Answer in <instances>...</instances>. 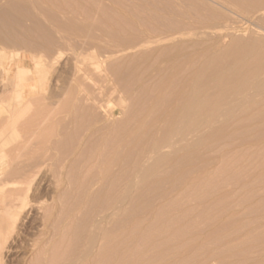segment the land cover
<instances>
[{
    "label": "rangeland",
    "instance_id": "rangeland-1",
    "mask_svg": "<svg viewBox=\"0 0 264 264\" xmlns=\"http://www.w3.org/2000/svg\"><path fill=\"white\" fill-rule=\"evenodd\" d=\"M31 1L32 0H0V84L2 83L5 84L4 90L0 89L1 92L0 101L4 99V101L10 102L11 104H13V106L19 107L20 97L18 96V94H20L24 96V99L28 103L27 112L22 118L19 119V122L17 123L18 131L7 135V140L9 141L8 142L9 145L8 144L6 145L8 147L6 150L8 151L9 149V152L11 153L10 154L11 167H13L14 164L19 162V165L23 164V166H20L21 168L22 167L25 168L28 166L26 169L29 170V168L33 166L34 162L37 163V161L39 160L38 162L40 163L41 161L43 162L45 160L44 162L47 161L46 163L50 165L51 168L50 173H52L53 171L59 170V167L62 166L61 164L62 160H63V165L64 164L66 165L63 167L64 169L62 170L64 174L61 175L62 176L64 175V177L66 175L65 178L69 181L67 180L65 181L64 177L63 179H60L59 176L61 175H59L58 173H60L59 171L61 170H59L58 172H53L54 174L57 173L58 174L57 177H59L58 179L62 181L64 180V183L62 184L61 182V184L59 185L61 187H58L59 191L56 197V201L58 203L57 212H56L57 214L53 216V219L55 220L58 217L56 221L59 220L61 221L57 223L54 220V222L50 223L51 226H49V228L52 227L53 230L55 231L58 229L60 230L63 229V230L61 231L62 233L61 236L58 235V238L56 236L55 238L56 240L50 239L52 240V244H53L52 245L50 243L53 247V252L51 250L52 248L51 247L49 249L51 250V253L50 252L48 253V255L50 254L51 255L47 257L48 261L46 259L48 263L44 261L45 264H50V263L60 264L61 262H62L61 264H68V263L75 264L74 261L76 260V258H77L76 264H88L87 262H89V264L92 263L95 264V262L98 263L99 260L104 262V263L99 262L102 264H106V263L109 264V262L110 264H114V263L117 264L119 263L118 261H121L122 257H123L122 261H124L123 259H125L126 262L124 261L122 263L121 261L120 264H124V263L125 264L126 263L127 264H264V66H261V64L264 65V62L262 63V61H264L263 60L264 59L263 58L264 57V10H263L264 7L261 8L262 6H264V0H256V1L255 0L254 1L253 0H248V1L247 0H241V1L240 0H233V1L232 0H119V1L117 0H77V1L55 0L57 2H55L54 0H43V1L33 0L34 2ZM234 1H239V2H234ZM244 1L246 2L245 4L248 7L250 5L252 6L248 8L247 6H245L244 3L242 4V2ZM247 2L250 4H247ZM252 3L254 4L255 7L253 6ZM33 4L35 6H32ZM37 6L38 7L40 6L42 10ZM75 6L77 9L75 8ZM40 11L42 12V14ZM109 13H111L112 17L110 16ZM120 14L123 15L124 18H122ZM130 14L132 15L131 17ZM128 16L130 17V19ZM23 38H25L26 40ZM246 42L250 45V47L252 46V48H250ZM241 45H243V49H241L242 48ZM244 45L246 46V48ZM246 50L250 52L248 53ZM252 50L254 52H252ZM224 52L229 54L228 56L229 58L227 57L226 59L227 54H225ZM237 52L239 56L237 55ZM241 53L244 55H242ZM173 55L174 57L172 58ZM223 56L225 58H223ZM240 56L242 57L244 62L241 58L240 59L242 61L239 60ZM175 57L176 59H174ZM214 57L216 59L218 58L220 59H218L217 61L214 59ZM236 57L238 58V60ZM247 57L248 58L251 57V58L248 59ZM221 58L225 59V61H223ZM254 58H256V61L254 60ZM230 59H233L234 61L236 60V62H233L231 65H229L230 62L233 61ZM259 59H261V61H258ZM219 60L223 62L219 64V62H221ZM246 60L247 62H245ZM214 61L215 62L217 61L218 65H216V63H213ZM250 61L252 62L250 63ZM253 61H255L254 62L255 66H253ZM93 63L94 64L97 63V65L93 66ZM208 63L210 64V66H208L209 65ZM227 63H229L228 65L232 67H229ZM234 63H236V65H234ZM239 63L241 66H239ZM214 64L216 66H214L212 69L215 70L214 71L215 73L211 71L212 69H208L211 68ZM248 64L250 65L249 67ZM221 65L223 66L221 68L222 70L220 69L219 72L220 75H219L218 74L219 70H216L215 68L219 66L221 67ZM97 67L99 70L98 69L95 70V68ZM204 67H207V69H205ZM256 67L260 69L258 70ZM261 67H263L262 68L263 70H261ZM229 68L232 69L228 71ZM194 69L195 71H193ZM223 69L226 71H223ZM254 69L256 70V72L253 71ZM176 70H179L178 74ZM242 70H244V72ZM199 71L200 73L202 71L204 73L202 72L203 74H200ZM251 71H253L252 73L255 72L254 74L256 75H251L252 74ZM197 72L200 75L199 74L197 75ZM165 73L168 74L166 75ZM192 73L195 74L193 75ZM211 73L216 75L214 76V78L216 79H213V75ZM222 73L223 75H221ZM169 74L173 77V79H175L172 82L170 81L172 80V78ZM209 74L212 76V78H210L211 76ZM226 74H228L227 76H230V74L235 76V78L232 76H230L229 78L232 77V81L234 78L235 82L234 81L233 82L234 84H236V86H234L231 79H229L230 84H228V85L233 84L231 86H234L235 88L234 87L230 88L229 86L228 89V87L226 86V83L227 82L229 83V81L227 80L228 79L227 76L224 77V75ZM237 74L239 77H242V79L241 78L239 79ZM165 75L167 76V79L169 77L170 80H168V82L171 83L170 84L171 87L174 86L172 89H170L171 87L169 83L167 86L166 84L167 82H164L167 80L165 79L166 78ZM197 76L200 77L204 76L203 81H205L206 79L209 83L211 80L212 83H209V85H207L208 84L206 83L207 81L203 82L201 81L202 77L200 78ZM254 76H256L255 77L256 79L251 80L252 78L254 79ZM192 77H194L195 80L199 79L200 82L206 84L202 85V83H197L199 81L193 80ZM248 77L249 78L251 77L250 80ZM129 78L131 81L129 80ZM160 80L163 81L164 83L161 84ZM190 80L193 82H190ZM247 80H249V82L250 81L253 82L252 84L254 86L251 84V82L248 83ZM213 81L218 82V85L215 84L216 85L215 86L213 84L214 83ZM224 82L226 83L224 84ZM244 82L246 84H244ZM258 82L259 84L263 82V84L259 85ZM78 83L81 84L79 85ZM194 84L195 85L200 84L201 86L199 85V87L197 86V88L199 89L201 87L199 90H202L203 93H206L208 97L205 98L204 97L205 94H203L202 92L200 93V91H197L198 94L193 95V96L196 95L198 96L200 94L199 95V97H201L200 100L197 99V96L196 98L193 97L192 94L190 93L192 91L191 89L194 88ZM210 84H213V86ZM183 85L185 87L187 86L186 89L187 88L188 89L186 90L185 87H183ZM222 85L223 86L225 85L226 87L222 88ZM161 86L163 88H161ZM190 86H192V88ZM218 86L219 88L220 87L221 88L220 89L217 88ZM0 87L3 88L2 85ZM143 87L144 89L142 90ZM146 87H148V90H150L151 92L150 91L148 92ZM154 87L155 89L156 87L157 89L160 88L158 89L159 92L158 94L156 93L157 89L155 90ZM178 87H180L181 89ZM85 88L87 89V93H89L90 95L89 94L88 96L86 95L87 93L84 92L86 91ZM177 88L178 91L175 90ZM255 88L256 90L258 88V90L255 91ZM218 89L220 91L222 89L224 92L223 91L215 92V93L213 92V91H219ZM1 90L3 91V93ZM162 90H164L165 92L167 91L165 93L166 97H163L165 96V94H163L164 91ZM169 90L170 92L171 90L173 92L170 93L168 92ZM226 90L227 91L229 90L228 93ZM161 91L163 93H160ZM182 91H184V93ZM209 91H210V96H209ZM233 91L235 92V95ZM142 92L145 96H147L146 98H144V95L141 94ZM80 93L82 96L80 95ZM167 93H169L170 95L169 94L167 95ZM180 93L183 94L180 95ZM213 93L216 98L213 97ZM140 94L143 95V97ZM177 94H179V96ZM228 94L230 95L228 96ZM152 95L153 97H151ZM159 95L165 100L162 101L161 98V101H158L157 103V100H160ZM201 95H203V97ZM240 95L244 97L242 98ZM149 96L153 99L151 98L149 99ZM180 96L181 97L183 96L182 99L184 97L188 99V102L185 103V106L183 105V108L185 109V110L183 109V111H182V107H180L182 105L180 104L186 102V99L185 101L184 99L183 101L182 99L179 100ZM224 96H225V100L223 101L222 98L224 99ZM171 97L172 99H170ZM175 97L177 99H175ZM192 97L194 99H192ZM232 97H236V98L229 99ZM202 98H204L206 102L203 99L204 102L199 104V101H201ZM219 98L221 99V101ZM238 98L240 99V101ZM251 98L252 100H250ZM144 99L147 100L145 101ZM195 99L198 101L197 102L198 104L196 103ZM209 99L212 101V103L210 104L209 102L211 101ZM215 99L218 102H216ZM143 100L144 102H142ZM167 100H169V102ZM170 100L173 103L170 102ZM190 100L191 101L194 100L193 103L196 104L195 106L196 107L198 106V108L195 109L193 108V110L189 109L190 107L194 106V104L190 102ZM207 101L208 104L210 105L209 108H208V104L206 105L203 104V103H207ZM66 102H68L67 105ZM140 102H142V104H140ZM222 102L223 104L221 105L220 103ZM170 103L171 105H173L172 107ZM218 103L220 106L218 105ZM0 104L1 107L5 105V103H1V102ZM144 104L145 107L143 108ZM164 104L165 107H163ZM201 104H203L204 107L202 105V108H200L199 105ZM149 105H151V107ZM177 105H179V107ZM211 106L214 107V109ZM1 107H0V122L1 121L3 122L4 121L3 118H5L6 114L4 115L2 110L3 108ZM222 107L225 112L222 110ZM156 108L161 109L162 111L161 110L160 111L162 113L163 111H165V114L163 113L164 116L163 114H161L159 109L158 112ZM176 108L178 109L176 110ZM229 108H231L232 110H230ZM91 109L93 111H91ZM140 109L143 110L144 113H142ZM145 109L147 111L150 110L151 113L149 111L148 112L149 115H148ZM153 109L154 111L152 114ZM188 109H189L188 113L191 112V114L195 116L198 114L197 117L189 114V117L191 115L190 118L191 121L189 122L190 126L194 127L193 125L197 124V127L195 126L194 130H191L193 128H190L187 131L188 133L184 132L186 128L187 129L189 128V123H188L187 125H184L187 127L186 128L183 127L182 132L176 131L181 135H177V134L174 135L175 131L173 132L170 128L174 127L178 123L173 124L175 122L173 120H176L178 118L179 120L177 119L178 121L176 120V122H179L180 121V118L178 117L180 116L179 112L181 111L182 112L181 116H183V112L185 111L184 114L187 113L186 110ZM220 109L222 110L223 113L221 112ZM73 110L74 112H72ZM167 110L172 112H168ZM218 110L221 113L218 112ZM226 110H228L230 114ZM155 111H157V113L160 115L158 116V114ZM87 112L89 113L91 112V114ZM178 113L179 115H177ZM108 114H111L109 115L110 117L106 119L108 121L102 120L105 119L102 117H108ZM143 114L145 117L143 116ZM154 114H156V116L159 117V118L156 117L157 122L155 120ZM174 114H176L177 116L175 115L176 116L175 117ZM215 114L218 116V119ZM75 115L76 116L79 115V117L78 116L75 117ZM200 115L202 117H200ZM210 115H212L211 116L212 118L214 117L213 119L216 118L215 120L217 121L212 120ZM225 115L227 116L225 117ZM141 116L143 118H141ZM146 116H148L149 118L147 117L146 119ZM222 116L224 119L227 118V120L226 119L223 120ZM207 117H209L210 124L208 122ZM151 118H152V122H151ZM87 119H89L88 120L89 122H86ZM192 120L195 121L191 123ZM165 121L168 122V124H166ZM203 121H205L204 123L206 125L202 123ZM110 122L112 124H110ZM212 122H214V124H212ZM117 123L118 126H116ZM154 123L156 124L158 123V124L156 125ZM86 124L89 125L86 126ZM105 124L106 126H104ZM200 124L203 125L201 126ZM83 125L85 126L83 129L84 131L81 129L83 127H80ZM100 125L101 127L103 128L105 127V128L104 129L100 128ZM109 125L110 126L112 125L113 128L109 127ZM164 125L166 126V128H164L165 127ZM168 125L171 127H169ZM90 126L93 127V129ZM121 126H122V131L120 129ZM135 126L136 127L139 126L138 129H140V131L138 130L136 132L137 128ZM77 127H80V129ZM86 127L87 129L90 130L85 129ZM98 127L103 131L102 130L99 131L100 129ZM131 127L132 128L135 127L136 129L134 130ZM208 127L209 129H207ZM215 127L216 128L219 127V128L215 129ZM48 128H50V131L52 132H49ZM112 129L114 130L116 129L118 132L120 131L119 132L120 135H118V132L116 130L114 131ZM167 129L171 130V132L168 131ZM210 129L217 130L216 132L214 130L215 135L213 134V131H211ZM75 130L78 131L75 132ZM85 130L90 131L91 133L88 132L87 134ZM163 130H165V133ZM40 131L43 135H41ZM113 131L116 132V135H113L114 134ZM220 131L223 134L220 133ZM61 132L63 133L62 137L60 136ZM108 132L113 137L108 135ZM126 132L127 133L129 132L130 134L128 133L127 135ZM139 132L141 133V135H139L140 134ZM166 132L168 133V136L165 135ZM17 134L18 137L16 136ZM39 134L41 136H39ZM136 134L138 136H136ZM182 134H184L185 136ZM216 134H221L222 136L221 135L216 136ZM86 135H88V137ZM90 135L92 136V138ZM96 135H98L97 138H94L96 137ZM121 135L122 136L124 135L123 137L124 138L126 137L128 139V142H129V136L131 135L130 138L134 139L133 141H135L136 143L134 142L131 143L132 140L129 143H131L134 146H131V144L127 143V141H125L127 139L126 138L124 139ZM161 135L162 136L164 135L165 137L163 138ZM44 136L46 137L48 136V138L45 137L46 139H44L42 142L41 139H43ZM69 136L71 142L67 138ZM99 136H101V138H99ZM15 137H17V140ZM58 137L60 138V140H58L59 139ZM76 137L80 139L78 140ZM114 137L117 140L116 139L114 140ZM155 137L159 139V142ZM62 138L64 140L66 139L65 142L67 143L69 141V143L64 144V140ZM84 138H85V142L87 139H89L86 142V144L84 143ZM49 139L50 141H52L51 142L52 145L50 144ZM151 139L153 141L155 139L157 141V142L154 141L156 144L163 143L162 147L161 145H159L160 146L159 148L161 150L157 148L158 147L157 145H154L155 143L153 144ZM168 139L170 140V142ZM96 140L97 141L99 140L101 144ZM121 140L122 141L124 140L123 141L124 144L122 142L123 146L120 144ZM106 142H108V144H106ZM109 142H113V143L111 144ZM19 143H21L20 146L23 143L24 144L23 147L21 146L22 149L21 150L19 149L20 150L19 152L15 151L17 155H19V157L21 158L20 160L17 159L18 157H16V159L18 160L17 162L13 159L15 156H17L16 153L14 152V150L13 151L10 150H12L13 147L19 146ZM57 143H62V144H57ZM71 143L72 144L75 143V145H72ZM90 143L92 144L90 145ZM95 143H97V146L98 145L99 146L94 147L96 145ZM125 143H127V145H125ZM39 144H41L42 146ZM104 144L105 146H103ZM113 144L115 146L119 144L120 145V146L118 145L119 149L122 147L124 148L125 151L123 149H120L122 152L120 150L119 152L116 151L117 153L114 156V158L116 159H114L115 161L114 160L112 161V165H111L113 168L110 167L111 169H113L112 170L113 172L111 171L112 174L114 173L113 176H111L112 174L110 172L111 175L109 176L111 177L109 178V180L108 178H106V180L108 181L103 180L102 181L104 182L103 184L100 182L102 185H100V183H98L99 184L98 186L95 185L93 191H95L96 189V192H93L91 189H88V187H86L89 186L86 183L92 181L93 177L98 176L97 170L100 167V164H102L103 161H105L106 158L104 159V157L112 156V154H110L109 156L106 155L109 154L108 150L110 146L111 147L114 146ZM11 146L12 148H10ZM90 146L92 149L95 148L94 151L95 150L98 151L96 148H98L100 151L94 152L95 155L94 154L91 155V152L93 150L90 149ZM106 146H108L109 148ZM124 146L126 147V149ZM44 147L46 148L49 147V149L48 148L45 149ZM69 147L70 149H72L73 153L71 150L69 152ZM105 147L108 149H106ZM66 148H68V150ZM86 148L87 150L90 151H86ZM55 149H57V151ZM112 149H115V147H112L110 150ZM127 149H129L128 150V152L130 151L129 153L127 152ZM61 150H64L62 151L63 154L60 152ZM134 150L135 153L133 152ZM35 151L36 153H34ZM45 151L47 153H45ZM39 152L41 154H37ZM59 153H61L62 155L60 154L59 156L58 155ZM123 153L124 155H122ZM52 154L55 156H52ZM86 154H90L89 157L91 158L93 156L92 160H94L95 163L92 160H90V158ZM99 154H102L100 155L101 157H99ZM117 154L120 155L121 158L120 156L116 157ZM130 155L132 156L130 157ZM43 156L45 157L47 156L46 157L47 160L46 158H43ZM49 156L52 158L51 160L48 158ZM94 156H96L97 159L96 158L94 159ZM59 157H61L60 160H57V158L59 159ZM77 157L79 159H77ZM22 158L25 159L22 161ZM26 158L29 162L26 160ZM29 158L32 164H30ZM54 158L58 162L60 161V163H56V161H54L55 160ZM88 158H89V162H88ZM125 158L127 159L125 160ZM98 159H99V163L97 162ZM12 160L15 161V163L12 162ZM85 160H87L86 163L88 162V164H91L90 161H92V164L89 167H92L93 170L89 168L88 171V167H87L88 164L85 163ZM101 160L102 163H100ZM21 161L22 163H20ZM117 161L118 162L120 161L122 163H119L118 165ZM126 161L129 162V163L127 162L129 167H127V165L121 166V164L123 163L125 164ZM136 161L137 162L139 161L138 164L136 163ZM27 162L30 166L31 165L32 166L29 167V165H27ZM70 162L73 164V166ZM116 162L117 164H115L114 167L113 164ZM160 162H161V166L159 164ZM157 163L159 164V166L157 165ZM58 164L61 165L59 166ZM16 165L17 166L14 167H18V169H20L18 164ZM34 165L37 164L34 163ZM152 165L155 168L154 167L151 168ZM67 166L69 168L71 166V168L69 169ZM74 166H76L78 169ZM116 166H119L118 168L119 170L117 169ZM122 167H126V168L124 169ZM134 167H136L137 169ZM81 168L83 170L80 171ZM15 169L12 168V170ZM20 170L19 171L15 170L17 176L20 175L19 172H23L22 170L21 171ZM125 170L129 171L128 173H130L132 177L129 176L130 174H127V171ZM148 170H150L151 172L147 173ZM80 173L81 174L84 173V174L81 175ZM87 173L89 174V176L92 175V177L89 178L88 175H87L88 178L85 177ZM115 173L120 175L116 177L117 174ZM126 174L127 177L125 176ZM48 175L46 176L48 177ZM75 176L76 178L78 177L77 180L75 179ZM81 176L82 177L84 176L83 179L81 178ZM120 176L122 178H120ZM70 177L71 180L69 179ZM80 178L82 180H84L85 178L86 182H83ZM111 178H113L112 180L114 179L115 180L112 182L110 180ZM123 178L124 179L126 178L125 182ZM134 178L136 179L134 180ZM87 179L89 180V182ZM117 180L123 183L120 184V182H118ZM109 181H111L112 183L111 182L109 183ZM114 182H118L120 186L117 183H116L117 185L116 184L114 185ZM79 183L80 184L82 183L81 184L82 186L81 185L79 186ZM105 183L106 186L104 185ZM67 184H69V186ZM125 184L128 185L126 186ZM113 186H115L116 188L118 186L119 189L118 188L116 189ZM84 187L85 190H83ZM106 187H108V189H106ZM113 189L114 191L112 193ZM89 190L91 192H89ZM99 190L100 192L101 191L102 192L100 193ZM106 190H111V191L106 192ZM123 191L124 193H121ZM134 191L136 192L134 193ZM105 192L108 193V195H104ZM109 192L111 193V195H109L110 194ZM80 193H82V195ZM123 195H125L126 197ZM67 196L69 197V201ZM82 196L84 197V199L86 198L85 200L91 197L89 200H87L90 201L91 203L89 204V202L86 201L87 204H85L86 203L85 200L84 199L81 200V198H83ZM95 197L97 198L95 199ZM111 197L113 198L111 199ZM134 197L136 198L138 197V199L134 200L135 202L137 201L136 204L132 200L134 199ZM60 198L63 200L61 201ZM102 198L104 203L103 201H101ZM110 199L112 202H110ZM118 199L120 200V204L117 207L116 203ZM93 200L95 203L93 202ZM99 201H101V204ZM131 201L133 203H131ZM46 202L49 203V200ZM61 202H63L62 203L63 205L60 204ZM98 202L100 205L97 204ZM47 203H45V205L48 207ZM93 203L96 205H94ZM105 203L106 204L109 203V204L106 205ZM78 204H80L81 206ZM132 204L133 205L135 204L136 207L132 206ZM87 205L89 207L91 206L90 207L91 209ZM83 206L87 207L85 208L86 213L87 210L91 211L87 213V216H85L86 214ZM80 207L81 209L79 210ZM114 207L119 208V210L121 207V210L125 211L124 217H123L124 211L118 210L117 212V209H115ZM96 208L98 212L97 210H94ZM102 208L105 210H102ZM106 208H108V211H106ZM92 209L94 212L92 211ZM48 210L50 211V209L47 208V212H46L47 214H48ZM112 210L114 212H112ZM131 210L133 211V213L136 214L134 215ZM66 212L67 214L69 213V215H67L68 216L67 218H65ZM101 212L103 214H101ZM106 212H108L109 214ZM72 213H75L74 215L76 217ZM104 213L108 216L105 215L106 216L105 217ZM111 213H113V215L115 214L116 216L115 215L113 216ZM93 214L94 215L96 214L94 218H93ZM119 214L120 216L122 215L121 217L123 218L122 220L123 222L121 221L122 218L119 219L120 218ZM60 215L61 217H59ZM109 215L111 216L109 217ZM88 216L89 218H87L86 221V217ZM103 216L105 217L104 218L105 221L101 220L103 219ZM129 216L131 217L132 222L130 221ZM98 218L101 220L100 225H98L99 224ZM63 219L66 222H64ZM111 219H113V221ZM109 220L112 221V223H110ZM134 221L137 222V224ZM96 222L98 223L96 224ZM127 222L129 223L131 222V223L129 224ZM68 223L69 225L70 224L71 225L69 226ZM118 223L120 224L118 225ZM123 223L125 227H123ZM125 223L128 228L126 227ZM52 224L55 228L52 226ZM108 224L110 227L108 226ZM63 226L65 227L67 226V227L63 228ZM133 226H135L134 228L136 229L137 227L139 228V232L137 231L138 233L136 232V229L135 230L133 229ZM56 227H58V229ZM93 228L96 230H94ZM82 229L83 230L86 229L85 231L87 233ZM109 230L112 233L111 232L109 233L108 232ZM121 230H123V232L125 231L127 232H125V234L123 233L124 234L123 235L121 234L122 233ZM99 231H101L102 234L104 232L105 236L106 233L109 234V236L111 235L112 236L110 238L102 237L103 239L102 238L98 239L100 235ZM128 231H130V233L131 231L132 233L135 232L134 233L135 235L131 233L130 236L128 234L129 233ZM78 233H80L81 235ZM114 233L115 234L118 233L117 235L119 236L121 234L122 237H126V238L124 239L121 236L118 237ZM127 234L129 236H126ZM72 235L73 237H71ZM113 235H115L116 237ZM136 235L138 236L136 237ZM75 236L77 238H75ZM93 236L94 237L97 236L95 239H97L98 241L95 240L92 242L91 238ZM132 236L134 238H132ZM60 237L63 239L61 240ZM88 237L92 242L90 245H88L89 243L87 242L89 241ZM117 237L119 239L122 238L121 239L122 242H119L121 240H118ZM127 237H128V241L126 240ZM81 238L84 240L81 241ZM108 238L109 240H113L110 241L111 242L110 245L112 244L111 246L108 244L109 250L108 247H105L106 242L103 241L104 239H108ZM76 239L77 240L79 239V242H77ZM129 239L131 240L133 239L132 241L134 242L136 241L137 243L133 242L134 243L133 244ZM74 240L76 242H74ZM124 240L125 242H123ZM54 241H57V243ZM129 241L132 243L131 246L135 248L132 247L130 249L131 246ZM114 242L119 244L117 248L115 247L116 244L115 245L113 244ZM99 243L101 244V246ZM102 243H105V246H103ZM120 243L121 244L125 243V244L121 245ZM57 244L58 246L56 247L55 245ZM126 244L129 245V248ZM43 246H45V244L44 245L42 244L41 248ZM112 246L113 248L115 247L114 249L116 250L112 249ZM119 246H124L126 252L124 250V247L119 248ZM58 247L60 250L58 249ZM91 247H94L95 249L93 248L94 249L93 250ZM110 247L112 250L110 249ZM103 249L105 250V252L106 250H108V252H110L111 250V253L109 254L105 253ZM119 249L120 250L123 249L124 252L122 250L120 251ZM60 251L64 255H62ZM116 251H118V253H116ZM80 252L85 254L81 255ZM87 252L89 253V256H87L88 255ZM59 253H60L59 255L60 257L57 256ZM121 253H123V255H120ZM124 253L125 256L127 255V259L124 258L125 257ZM55 254L57 257L55 256ZM21 255L22 253L20 254L12 253L11 255L12 257H11L10 255L7 254L6 264H28L29 259L30 262L34 260L33 254L31 255L30 253L26 254L25 256L26 260L24 261ZM100 255H102L100 257L101 259L99 258ZM119 255L122 257L118 258ZM54 256L57 259L54 258L53 260ZM49 257L51 258L49 259ZM115 257H117V259ZM60 258L62 259V261ZM88 258H90L92 261L90 262V259ZM94 259L96 260L94 261ZM102 259L103 260L106 259V260L103 261ZM111 259L113 261H111ZM56 260L57 262L59 261V263H57ZM44 262L42 261V264ZM39 263L41 264V261Z\"/></svg>",
    "mask_w": 264,
    "mask_h": 264
},
{
    "label": "bare ground",
    "instance_id": "bare-ground-1",
    "mask_svg": "<svg viewBox=\"0 0 264 264\" xmlns=\"http://www.w3.org/2000/svg\"><path fill=\"white\" fill-rule=\"evenodd\" d=\"M32 1H33V0H32ZM32 1H31V2H32ZM36 1H37V0H36ZM41 1H43V0H41ZM54 1H55V0H54ZM58 1H59V0H58ZM60 1H61V0H60ZM62 1H63V0H62ZM76 1H77V0H76ZM117 1H119V0H117ZM232 1H233V0H232ZM240 1H241V0H240ZM247 1H248V0H247ZM253 1H254V0H253ZM253 1H252V2H253ZM255 1H256V0H255ZM33 2H34V1H33ZM55 2H57V1H55ZM55 2H54V3H55ZM230 2H231V1H230ZM234 2H239V1H234ZM249 2H250V1H249ZM258 2H259V1H258ZM260 2H261V1H260ZM60 3H62V2H60ZM231 3H232V2H231ZM243 3L245 4L246 2L244 1V2H242V4H243ZM256 3H257V2H256ZM34 4H35V3H34ZM34 4H33L32 6H35ZM57 4H58V3H57ZM57 4H56V5H57ZM74 4H75V3H74ZM74 4H73V5H74ZM247 4H250V3L247 2ZM252 4H253V3H252ZM262 4H263V2H262ZM38 5H39V3H38ZM54 5H55V4H54ZM237 5H238V4H237ZM240 5H241V4H240ZM259 5H260V4H259ZM41 6H42V5H41ZM238 6H239V5H238ZM238 6H237V7H238ZM241 6H242V5H241ZM245 6H247V5L245 4ZM250 6H252V5H250ZM250 6H249V7L247 6V7L250 8ZM253 6H254V4H253ZM260 6H261V5H260ZM37 7H38V6H37ZM56 7H58V6H56ZM242 7H243V6H242ZM254 7H255V6H254ZM254 7H253V8H254ZM263 7H264V6H262L261 8H263ZM35 8H36V7H35ZM38 8H40V9L42 10V8H41L40 6H39ZM38 8H37V9H38ZM73 8H74V7H73ZM75 8H76V6H75ZM248 8H247V9H248ZM256 8H257V7H256ZM256 8H255V9H256ZM259 8H260V7H259ZM76 9H77V8H76ZM76 9H74V10H76ZM257 9H258V8H257ZM31 10H32V9H31ZM38 10H39V9H38ZM244 10H245V8H244ZM258 10H259V9H258ZM263 10H264V9H263ZM34 11H35V10H34ZM132 11H134V10H132ZM40 12H41V11H40ZM107 12H108V11H107ZM136 12H137V11H136ZM260 12H261V11H260ZM134 13H135V12H134ZM41 14H42V12H41ZM106 14H108V13H106ZM109 14H110V16H111V13H109ZM112 14H113V13H112ZM127 14H128V13H127ZM131 14H132V13H131ZM131 14H130V17L132 16ZM26 15H27V14H26ZM34 15H35V14H34ZM118 15H119V14H118ZM120 15H121V14H120ZM39 16H40V14H39ZM121 16H122V18H124L123 15H121ZM124 16H125V15H124ZM111 17H112V16H111ZM128 17H129V16H128ZM130 17H129V19H130ZM133 17H134V15H133ZM118 18H119V17H118ZM125 18H126V17H125ZM133 19H134V18H133ZM21 20H22V19H21ZM21 20H20V22H21ZM262 20H263V19H262ZM262 20H261V21H262ZM262 23H263V22H262ZM8 39H9V38H8ZM8 39H7V40H8ZM23 39H25V38H23ZM19 40H20V39H19ZM25 40H26V39H25ZM9 41H10V40H9ZM15 41H16V40H15ZM6 42H7V41H6ZM10 42H11V41H10ZM21 42H22V41H21ZM23 42H24V41H23ZM241 42H242V41H241ZM17 43H18V42H17ZM237 43H238V42H237ZM246 43H247V42H246ZM252 43H253V42H252ZM233 44H234V43H233ZM242 44H243V43H242ZM244 44H245V43H244ZM253 44H254V43H253ZM245 45H246V44H245ZM245 45H244V46H245ZM247 45L250 47V45H249L248 43H247ZM234 46H235V45H234ZM237 46H238V45H237ZM241 46H242L241 49H243V45H241ZM241 46H240V47H241ZM254 46H255V45H254ZM254 46H253V47H254ZM232 47H233V46H232ZM249 47H248V49H249ZM245 48H246V46H245ZM250 48H252V46H251ZM233 51H234V49H233ZM244 51H245V50H244ZM246 51H247V50H246ZM228 52H229V51H228ZM238 52H240V51H238ZM238 52H237V55H238ZM247 52H248V51H247ZM249 52H250V51H249ZM249 52H248V53H249ZM252 52H254V51L252 50ZM224 53H225V52H224ZM225 54H227V56H226V59H227V57L229 56V54H228V53H225ZM231 54H232V53H231ZM231 54H230V55H231ZM241 54H242V53H241ZM245 54H246V53H245ZM220 55H221V54H220ZM233 55H234V54H233ZM235 55H236V53H235ZM242 55H244V54H242ZM238 56H239V55H238ZM246 56H247V55H246ZM250 56H251V53H250ZM253 56H254V55H253ZM253 56H252V57H253ZM173 57H174V55L172 56V58H173ZM218 57H219V56H218ZM248 57H249V55H248ZM248 57H247V58H248ZM223 58H225V57L223 56ZM228 58H229V57H228ZM231 58H232V57H231ZM236 58H237V57H236ZM240 58L242 59L241 56L239 57V60H241ZM250 58H251V57H250ZM250 58H248V59H250ZM263 58H264V57H263ZM263 58H262V59H263ZM174 59H176V57H175ZM214 59L218 61V59H220V58L216 59V58L214 57ZM221 59H222V58H221ZM245 59H246V58H245ZM252 59H253V58H252ZM211 60H212V59H211ZM222 60L225 61V59H222ZM230 60H233V59H230ZM237 60H238V58H237ZM242 60H243V59H242ZM242 60H241V61H242ZM254 60L256 61V58H254ZM263 60H264V59H263ZM217 61H216V62L214 61L213 63H216V65H218V64H217V63H218ZM219 61H221V60H219ZM223 61L219 62V64L222 63ZM255 61H253V66H255V65H254V62H255ZM258 61H261V59H259ZM99 62H100V61H99ZM190 62H191V61H190ZM209 62H210V61H209ZM228 62H229V61H228ZM233 62H236V60H235V61L233 60L232 62H230V64L227 63V65H228V64L231 65ZM237 62H238V61H237ZM243 62H244V60H243ZM245 62H247V60H246ZM251 62H252V61H250V63H251ZM263 62H264V61H262V63H263ZM211 63H212V62H211ZM241 63H242V62H241ZM248 63H249V60H248ZM177 64H178V63H177ZM180 64H181V63H180ZM208 64H209V63H208ZM225 64H226V63H225ZM245 64H246V63H245ZM257 64H258V63H257ZM94 65L96 66L97 63H96V64L93 63V66H94ZM182 65H183V64H182ZM216 65L214 64L211 68H208V69H212V68H213L214 66H216ZM229 65H228V66H229ZM234 65H236V63H234ZM234 65H233V66H234ZM259 65H260V64H259ZM177 66H178V65H177ZM205 66H207V65H205ZM208 66H210V64H209ZM222 66H223V65H221V67L219 66V67H216V68H215L216 70H219V71H218V74H219L220 69L222 68ZM239 66H241L240 63H239ZM246 66H247V65H246ZM249 66H250V65L248 64V67H249ZM261 66H264V65L261 64ZM199 67H200V66H199ZM224 67H225V65H224ZM224 67H223V68H224ZM229 67H232V66H229ZM259 67H260V66H259ZM99 68H100V67H99ZM196 68H197V67H196ZM196 68H195V69H196ZM204 68L207 69V67H204ZM235 68H236V67H235ZM240 68H241V67H240ZM244 68H245V67H244ZM244 68H243V69H244ZM254 68H255V67H254ZM256 68L258 69V67H256ZM262 68H263V67H261V70H263ZM96 69H98V67L95 68V70H96ZM100 69H101V68H100ZM176 69H178V68H176ZM195 69H194L193 71H195ZM197 69H198V68H197ZM202 69H203V68H202ZM230 69H232V68H229L228 71H230ZM259 69H260V68H259ZM259 69H258V70H259ZM7 70H8V69H7ZM98 70H99V69H98ZM198 70H199V69H198ZM221 70H222V69H221ZM235 70H236V69H235ZM250 70H251V69H250ZM176 71H177V74H178V71H179V70H176ZM204 71H205V70H204ZM211 71L214 72L215 70L212 69ZM223 71H226V70L223 69ZM228 71H227V72H228ZM240 71H241V69H240ZM240 71H238V72H240ZM242 71L244 72V70H242ZM253 71L256 72L255 69H254ZM253 71H251V73H252ZM76 72H77V71H76ZM202 72H203V71H202ZM202 72L200 73V71H199L200 74H203V73H204V72H203V73H202ZM232 72H233V70H232ZM255 72H254V73H255ZM257 72H258V71H257ZM174 73H175V72H174ZM199 73L197 72V75H198ZM208 73H209V72H208ZM214 73H215V72H214ZM235 73H237V72H235ZM241 73H242V72H241ZM254 73H252L251 75H256V74H254ZM165 74H166V73H165ZM167 74H168V73H167ZM167 74H166V75H167ZM192 74H193V73H192ZM194 74H195V73H194ZM194 74H193V75H194ZM200 74H199V75H200ZM211 74L213 75V79H216V78H214V76H216V75L213 74V73H211ZM216 74H217V73H216ZM224 74H225V73H224ZM231 74H232V73H231ZM231 74H230V76H232V77L235 78V76H233V75H231ZM238 74H239V73H238ZM238 74H237V76H238ZM247 74H249V73H247ZM161 75H162V74H161ZM166 75H165V76H166ZM169 75H170V74H169ZM207 75H208V74H207ZM207 75H206V76H207ZM209 75H210V74H209ZM219 75H220V74H219ZM221 75H223V73H222ZM227 75H228V74L224 75V77L227 76ZM234 75H235V74H234ZM239 75H240V74H239ZM98 76H100V75H98ZM163 76H164V75H163ZM170 76H171V75H170ZM206 76H205V77H206ZM210 76H211V75H210ZM217 76H218V75H217ZM230 76H227V78H228L227 80H228V81H229V79H231V81H232V77L229 78ZM244 76H245V75H244ZM248 76H250V75H248ZM197 77H200V76H197ZM201 77H202V80H201V79H200V80L203 81V80H204V79H203L204 76H201ZM201 77H200V78H201ZM218 77H219V76H218ZM238 77H239V76H238ZM238 77H236V78H238ZM255 77H256V76H254V79L252 78L251 80H255V79H256ZM257 77H258V76H257ZM171 78H172V80H170L169 77H168V79H167V76H166L165 79H167V80H166V81H164L163 79H162V80H163L164 82H167L166 84H167V86H168V83H169L168 80H170L171 82H172L173 80H175V79H173L172 76H171ZM190 78H191V77H190ZM192 78H193V80H195L194 77H192ZM195 78H196V77H195ZM208 78H209V77H208ZM210 78H212V76H211ZM234 78H233V81H234ZM240 78L242 79V77H239V79H240ZM248 78H249V77H248ZM250 78H251V77H250ZM250 78H249V80H250ZM132 79H133V76H132ZM134 79H135V78H134ZM188 79H189V78H188ZM217 79H218V78H217ZM239 79H237V80H239ZM129 80H130V78H129ZM129 80H128V81H129ZM191 80H192V79H191ZM191 80H190V82H193V81H191ZM196 80L199 81V79H196ZM196 80H195V81H196ZM218 80H219V79H218ZM218 80H216V81H218ZM220 80H221V79H220ZM249 80H247L248 83L251 82V81L249 82ZM130 81H131V80H130ZM163 81L160 80L161 84L164 83ZM188 81H189V80H188ZM205 81H207V80L205 79ZM205 81H203V82H205ZM216 81H213V82H214V83H213L214 85H215V84L218 85V82H216ZM233 81H232V83L234 84L235 81H234V82H233ZM160 82H159V83H160ZM203 82H200V81H199V82H197V83H202V85H205L206 83H208V81H207L205 84H204ZM215 82H216V83H215ZM237 82H238V81H237ZM183 83H184V81H183ZM186 83H187V81H186ZM209 83H212V81L210 80ZM209 83H208L207 85H209ZM219 83H221V82H219ZM222 83H223V81H222ZM225 83H226V82H224V84H225ZM252 83H253V82H251V84H252ZM254 83H256V82H254ZM78 84L80 85L81 83H78ZM161 84H160V85H161ZM170 84H171V83H169V85H170ZM213 84H210V85L213 86ZM228 84H230V81H229V83H228V82L226 83V86L228 87V89H229V86H230V88L236 86V84H234V86H231V85H233V84H231V85H228ZM244 84H246V83L244 82ZM258 84H259V82H258ZM261 84H263V82H262ZM261 84H259V85H261ZM1 85H2L3 88L0 87V89L4 90V88H5V84L2 83V84H0V86H1ZM158 85H159V84H158ZM172 85H173V84H172ZM188 85H189V84H188ZM190 85H191V84H190ZM199 85H200V84H199ZM199 85H198V84H197V85L194 84V88H192L193 85L190 86V87L192 88V89L190 88L192 91H191V90H189V91H191L190 94H192V96L195 95V94H198L197 91H200V93L202 92V90H199L201 87H200L199 89L197 88V86L199 87ZM216 85H215V86H216ZM252 85H253V84H252ZM252 85H251V86H252ZM165 86H166V85H165ZM165 86H164V87H165ZM200 86H201V85H200ZM219 86H220V85H219ZM219 86H218L217 88H219ZM226 86H225V85H224V86L222 85V88H223V87H226ZM253 86H254V85H253ZM253 86H252V87H253ZM158 87H159V86H158ZM170 87H171V85H170ZM170 87H169V88H170ZM173 87H174V86H173ZM173 87H171L170 89H172ZM183 87H185V86L183 85ZM186 87H187V86H186ZM186 87H185V89H186ZM252 87H251V88H252ZM255 87H256V86H255ZM146 88H147V90H148V87H146ZM161 88H163V87L161 86ZM178 88H180V87H178ZM178 88L175 89V90L178 91ZM202 88H204V87H202ZM208 88H209V87H208ZM217 88H216V90H217ZM220 88H221V87H220ZM220 88H219V89H220ZM234 88H235V87H234ZM234 88H232V89H234ZM249 88H250V87H249ZM259 88H260V87H259ZM82 89H83V88H82ZM82 89H81V90H82ZM85 89H86V88H85ZM85 89H84V90H85ZM143 89H144V87L142 88V90H143ZM149 89H151V88H149ZM152 89H153V88H152ZM154 89H155V87H154ZM156 89H157V87H156ZM156 89H155V90H156ZM158 89H160V88H158ZM158 89H157V92H156L157 94L159 93V92H158ZM180 89H181V88H180ZM187 89H188V88H187ZM187 89H186V90H187ZM197 89H198V90H197ZM205 89H206V88H205ZM210 89H212V88H210ZM210 89H208V90H210ZM213 89H215V88H213ZM219 89H218V90H219ZM225 89H227V88H225ZM225 89H224V90H225ZM238 89H239V87H238ZM245 89H246V88H245ZM252 89H253V88H252ZM2 90H1V91H2ZM164 90H165V89H164ZM164 90H162V91H164ZM173 90H174V89H173ZM208 90H207V91H208ZM257 90H258V88H257ZM257 90H256V88H255V91H257ZM82 91H83V90H82ZM140 91H141V90H140ZM144 91H145V90H144ZM149 91H150V90H148V92H149ZM162 91H161L160 93H163ZM203 91H204V89H203ZM221 91H223V90L221 89ZM221 91L219 90V91H213V92L215 93V92H221ZM226 91H227V90H226ZM226 91H225V93H226ZM228 91H229V90H228ZM228 91H227V93H228ZM231 91H232V90H231ZM234 91H235V90H234ZM234 91H233V92H234ZM242 91H243V90H242ZM79 92H80V90H79ZM84 92L87 93V89H86V91H84ZM88 92H89V91H88ZM145 92H146V91H145ZM150 92H151V91H150ZM166 92H167V91H166ZM166 92L164 91L163 94H165ZM168 92H170V90H169ZM171 92H173V91L171 90ZM171 92H170V93H171ZM179 92H181V91H179ZM182 92L184 93V91H182ZM192 92H193V93H192ZM211 92H212V90H211ZM223 92H224V91H223ZM236 92H237V90H236ZM238 92H239V91H238ZM0 93H1V92H0ZM2 93H3V91H2ZM146 93H147V92H146ZM146 93H145V94H146ZM156 93H155V94H156ZM174 93H175V92H174ZM183 93H182V94H183ZM187 93H188V92H187ZM202 93H203V92H202ZM214 93H213V97H215V96H214ZM225 93H224V94H225ZM229 93H230V92H229ZM231 93H232V92H231ZM256 93H257V92H256ZM259 93H260V92H259ZM84 94H85V93H84ZM88 94H89V93H87L86 95L88 96ZM141 94H143V92H142ZM141 94H140V95H141ZM148 94H149V93H148ZM168 94H169V93H167V95H168ZM182 94L180 93V95H182ZM185 94H186V93H185ZM203 94H205V96H204L205 98L208 97V96L206 95V93H203ZM207 94H208V93H207ZM219 94H220V93H219ZM219 94H218V95H219ZM236 94H237V93H236ZM241 94H243V93H241ZM80 95H81V93H80ZM89 95H90V94H89ZM143 95H144V94H143ZM143 95H141V96L143 97ZM146 95H147V94H146ZM169 95H170V94H169ZM174 95H175V94H174ZM177 95L179 96V94H177ZM188 95H189V94H188ZM199 95H200V94H199ZM199 95H198V96L196 95V96H197V99L200 100L201 97H199ZM215 95H216V94H215ZM229 95H230V94H228V96H229ZM234 95H235V92H234ZM244 95H245V94H244ZM18 96L20 97V100H19V104H20V106H19V107H15V106H13V104H11V103L8 102V101H4V99H2V100L0 101L1 103H5V105H3L2 107H1V104H0V107L3 108L2 110H3L4 115L6 114V115H5V118H3L4 116L2 117L4 121H3V122L1 121L2 123L0 122V123H1V124H0V264H6L7 254L11 256L12 253H13V254H15V253H18V254L22 253L21 257H23V258H22L23 261L26 260V259H25L26 254H29V253H30V255L33 254V255H34V258H33V259H34V260L32 259L33 261L30 262V259H29L28 264H40V263H39L40 261H41V264H42V261H43V262H44V261H45V262L48 261V258H47V257L51 255V254L48 255V253H49V252L51 253V250H52V252H53V247H52L53 244H52V240H50V239H54V240H56V239H55L56 236H57V238H58V235L61 236V234H62L61 231L63 230V229L60 230V229H58V227H56L58 230L55 231V230H53L52 227H51L52 229L49 228V226H51L50 223L54 222V220H55V219H53V216H54L55 214H57L56 212H57V205H58V203H57V201H56V197H57V194H58V191H59V190H58V187H61V186H59V185L61 184V182H62V184L64 183V180L62 181V180H59L58 178L60 177V179H63L64 175L62 176L61 174H64V172H63L62 170L64 169L63 167L66 166V165H65V164L63 165V160H62V163H61L62 166H60L61 164H60V165L58 164V165L61 167V168L59 167V170L62 171V172H61V171L58 170V171L60 172V173H58V174L61 175V176H59V177H57V176H58L57 173H55V174L53 173V172H58L57 170H56V171H53L52 173H50V172H51V170H50V169H51V168H50V165H49L48 163H46L47 161L44 162L45 160H44L43 162L41 161L42 163H41V162L39 163V162H38L39 160L37 159V160H38L37 163L34 162V163L37 164V165H34V163H33V166L31 165V166H32V167H31V166L28 164L29 161H28L27 158H26V160L28 161V162H27V165H29V167H31V168H29V170H28V169H26V168L28 167V166H27V167H25V168L22 167V168H23V169H22L20 166H23V164L19 165V162H18V160H17V159H20V160H21V158H20L19 155H17V153L15 152V151L19 152V151L22 149L21 146L23 147V144H24V143H23L21 146H20L21 143H19V146H20V147H19V146H17V147H13V149L10 150V151H13V150H14V152L16 153L17 156L14 155L15 157H14L13 159H14L15 161L18 162V163H16V164H18L19 168L23 171V172H19L20 175L17 176V173H16L15 170H18V171H19L20 169H18V167H14V166H17L16 164H14V166L11 167V156H10L11 153L9 152V149H8V151L6 150V149L8 148L6 145H7L8 142H9V141L7 140V135H9V134H11V133H13V132H17V131H18V128H17V125H18V124H17V123L19 122V119L22 118V117L25 115V113L27 112V109H28V103H27V101L24 99V96H23V95H20V94H18ZM81 96H82V95H81ZM87 96H86V97H87ZM159 96H160V95H159ZM159 96H157V97H159ZM175 96H176V95H175ZM178 96H177V97H178ZM196 96H193V97L196 98ZM201 96L203 97V95H201ZM209 96H210V91H209ZM220 96H221V95H220ZM220 96H219V97H220ZM222 96H223V95H222ZM228 96H226V97H228ZM232 96H233V94H232ZM240 96L242 97V95H240ZM138 97H139V96H138ZM146 97H147V96L144 95V98H146ZM151 97H153V95H152ZM151 97L149 96V99H150ZM163 97H166V94H165V96H163ZM182 97H183V96H182ZM182 97L180 96V97H179V98H180L179 100H181ZM189 97H191V96H189ZM193 97H192V99H194ZM198 97H199V98H198ZM217 97H218V96H217ZM238 97H239V96H238ZM243 97H244V96H243ZM243 97H242V98H243ZM82 98H83V97H82ZM91 98H92V96H91ZM139 98H140V97H139ZM154 98H155V97H154ZM159 98H160V100H157V103H158V101H161V98H162V97L160 96ZM159 98H157V99H159ZM167 98H168V96H167ZM187 98H188V96H187ZM215 98H216V97H215ZM233 98H236V97H232V98H229V99H233ZM242 98H241V99H242ZM0 99H1V98H0ZM80 99H81V98H80ZM151 99H153V98H151ZM155 99H156V98H155ZM170 99H172V97H171ZM173 99H174V98H173ZM175 99H177V98L175 97ZM183 99H184V101H185L186 98L184 97ZM183 99H182V101H183ZM189 99H190V98H189ZM192 99H191V100H192ZM203 99H204V98H202V100L199 101V104L202 103V102H204V101L206 102V100L204 99V101H203ZM212 99H213V98H212ZM219 99H220V98H219ZM219 99H218V100H219ZM238 99H239V98H238ZM81 100H82V99H81ZM84 100H85V99H84ZM138 100H139V99H138ZM138 100H137V102H138ZM144 100H145V99H144ZM144 100H143L142 102H144ZM146 100H147V99H146ZM146 100H145V101H146ZM163 100H165V99L162 98V101H163ZM191 100H190V102L193 103L194 100H193V101H191ZM195 100H196V99H195ZM209 100H210V99H209ZM209 100H208V101H209ZM213 100H214V99H213ZM222 100H223V101L225 100V96H224V99L222 98ZM236 100H237V99H236ZM250 100H252V98H251ZM85 101H86V100H85ZM167 101L169 102V100H167ZM174 101H176V100H174ZM208 101H207V103H203V104H205V105L208 104ZM210 101H211V100H210ZM215 101H216V99H215ZM220 101H221V99H220ZM227 101H228V100H227ZM239 101H240V99H239ZM87 102H89V101H87ZM142 102H140V104H142ZM155 102H156V100H155ZM168 102H167V103H168ZM170 102H172V101L170 100ZM187 102H188V99H186V102H183V104L180 102V103H181L180 105H182V106H180V107H182V111H183V109H184V108H183V105L185 106V103H187ZM197 102H198V101L196 100V103H197ZM216 102H218V101H216ZM249 102H250V101H249ZM69 103H70V102H69ZM84 103H85V102H84ZM149 103H150V102H149ZM157 103H156V104H157ZM160 103H161V102H160ZM164 103H165V101H164ZM172 103H173V102H172ZM176 103H177V102H176ZM176 103H175V104H176ZM210 103H212V101L209 102V104H210ZM63 104H65V103H63ZM67 104H68V102H66V105H67ZM138 104H139V103H138ZM146 104H147V102H146ZM154 104H155V103H154ZM162 104H163V103H162ZM162 104H160V105H162ZM168 104H169V103H168ZM193 104H194V103H193ZM197 104H198V103H197ZM203 104L199 105V107L202 108V105H203ZM209 104H208V108H209V106H210ZM214 104H215V103H214ZM216 104H217V103H216ZM220 104L222 105L223 102L220 103ZM70 105H71V104H70ZM72 105H73V103H72ZM88 105H89V103H88ZM158 105H159V104H158ZM166 105H167V104H166ZM170 105H171V103H170ZM170 105H169V106H170ZM189 105H190V104H189ZM195 105H196V104H194V106L190 107L189 109H192V110H193V108H194V109H195V108H198V106L196 107ZM218 105H219V103H218ZM225 105H226V104H225ZM63 106H64V105H63ZM140 106H141V105H140ZM149 106L151 107V105H149ZM154 106H155V105H154ZM156 106H157V105H156ZM169 106H168V108H169ZM172 106H173V105H171V107H172ZM177 106L179 107V105H177ZM187 106H188V105H187ZM187 106H186V107H187ZM214 106H215V105H214ZM219 106H220V105H219ZM219 106H218V107H219ZM65 107H66V106H65ZM65 107H64V108H65ZM73 107H74V106H73ZM141 107H142V106H141ZM144 107H145V104H144L143 108H144ZM163 107H165V104H164ZM203 107H204V105H203ZM211 107H212V106H211ZM215 107H216V106H215ZM68 108H69V107H68ZM70 108H71V106H70ZM121 108H122V107H121ZM160 108H161V107H160ZM166 108H167V107H166ZM212 108L214 109V107H212ZM212 108H211V109H212ZM216 108H217V107H216ZM73 109H74V108H73ZM156 109H157V111H158L159 108H156ZM171 109H172V108H171ZM173 109H174V108H173ZM177 109H178V108H176V110H177ZM179 109H180V108H179ZM186 109H187V108H186ZM189 109L186 110L187 113L189 112ZM218 109H219V108H218ZM229 109L232 110L231 108H229ZM229 109H228V110H229ZM71 110H72V109H71ZM71 110H70V112H71ZM145 110H146V109H145ZM148 110H149V109H148ZM160 110H161V109H159V111H160ZM165 110H166V109H165ZM180 110H181V109H180ZM184 110H185V109H184ZM192 110H191V111H192ZM199 110H200V109H199ZM207 110H208V109H207ZM220 110H221V109H220ZM222 110L224 111L223 107H222ZM222 110H221V112H222ZM228 110H226V111L228 112ZM233 110H234V109H233ZM91 111H93V110L91 109ZM140 111H142V113H144L143 110L140 109ZM146 111H147V110H146ZM149 111H150V110H149ZM149 111H147V114H148ZM153 111H154V109L152 110V114H153ZM157 111H155V112L157 113ZM159 111H158V112H159ZM161 111H162V110H161ZM161 111H160V112H161ZM167 111H168V110H167ZM214 111H215V110H214ZM234 111H235V110H234ZM72 112H74V110H73ZM168 112H172V111H168ZM168 112H167V113H168ZM184 112H185V111H184ZM184 112H183V116H181V115H182V114H181L182 112H181V111L179 112V113H180V116H178V117L180 118V121H179V122H176V120H177L178 118H177L176 120H173V121L176 122V123L174 122L173 124H177V123H178L177 125H175V126L173 125L174 127H171V126H172V125H171V124H172L171 122H170V123H171V124H170L171 126L168 125L169 127H171L170 129H171L173 132L175 131V132H174V135H175V134H177V135H181V134H179V133H177V132H179V131L182 132L183 127H184V128L187 127V126H184V125H187V124L191 121L190 118H191V115H193V114H191V112L188 113V114H187V113L184 114ZM193 112H194V111H193ZM218 112H220V111L218 110ZM221 112H220V113H221ZM224 112H225V111H224ZM227 112H226V113H227ZM231 112H232V111H231ZM1 113H2V112H1ZM76 113H77V112H76ZM87 113H89V112H87ZM92 113H93V112H92ZM94 113H95V112H94ZM150 113H151V111H150ZM163 113L165 114V111H163ZM163 113L161 112V114H163ZM173 113H174V112H173ZM179 113H178L177 115H179ZM194 113H195V112H194ZM207 113H208V112H207ZM222 113H223V112H222ZM228 113H229V112H228ZM70 114H71V113H70ZM73 114H74V113H73ZM89 114H91V112H90ZM104 114H105V113H104ZM113 114H114V112H113ZM140 114H141V112H140ZM152 114H151V115H152ZM157 114H158V113H157ZM164 114H163V116H164ZM170 114H171V113H170ZM189 114H191L190 117H189ZM196 114H197V113H196ZM200 114H201V113H200ZM229 114H230V113H229ZM71 115H72V114H71ZM79 115H80V114H79ZM79 115H77V116L79 117ZM109 115H111V114H108V117H102V118H105V119H102V120L108 121V120H106V119H108V118L110 117ZM148 115H149V114H148ZM154 115H155V120H156V122H157V118H159V117H157L156 114H154ZM154 115H153V116H154ZM159 115H160V114H158V116H159ZM167 115H168V114H167ZM167 115H166V116H167ZM172 115H173V114H172ZM175 115H176V114H174V116H175ZM177 115H176V116H177ZM197 115H198V114H197ZM197 115H196V116L193 115V116L197 117ZM215 115H216V114H215ZM223 115H224V114H223ZM77 116L75 115V117H77ZM87 116H88V114H87ZM91 116H92V115H91ZM93 116H94V114H93ZM102 116H103V115H102ZM143 116H144V114H143ZM176 116H175V117H176ZM211 116H212V115H210V117H211ZM226 116H227V115H225V117H226ZM115 117H116V116H115ZM137 117H138V116H137ZM144 117H145V116H144ZM147 117H148V116H146V119H147ZM151 117H152V116H151ZM156 117H157V118H156ZM168 117H170V116H168ZM181 117H182V118H181ZM198 117H199V116H198ZM200 117H202V116L200 115ZM216 117H217V119H218V116H217V115H216ZM219 117H220V114H219ZM73 118H74V117H73ZM92 118H93V117H92ZM141 118H143V117L141 116ZM141 118H140V119H141ZM148 118H149V117H148ZM213 118H214V117H213ZM213 118L211 117L212 120L217 121V120H215L216 118H215V119H213ZM228 118H229V116H228ZM75 119H76V118H75ZM166 119H167V118H166ZM168 119H170V118H168ZM171 119H173V118H171ZM195 119H196V118H195ZM204 119H205V118H204ZM204 119H203V120H204ZM207 119H208V122H209V117H207ZM211 119H210V120H211ZM222 119H223V120H225V119L227 120V118L224 119L223 116H222ZM1 120H2V119H1ZM88 120H89V119H87L86 122H89ZM100 120H101V118H100ZM109 120H110V119H109ZM158 120H159V119H158ZM178 120H179V119H178ZM178 120H177V121H178ZM205 120H206V119H205ZM139 121H140V120H139ZM163 121H164V120H163ZM163 121H162V122H163ZM168 121H169V120H168ZM170 121H171V120H170ZM173 121H172V122H173ZM193 121H195V120H192L191 123H193ZM86 122H85V123H86ZM92 122H93V121H92ZM102 122H103V121H102ZM102 122H101V123H102ZM111 122H112V121H111ZM111 122H110V124H112ZM142 122H143V121H142ZM151 122H152V118H151ZM165 122H166V121H165ZM165 122H164V124H165ZM204 122H205V121H203L202 123L205 124ZM208 122H207V123H208ZM114 123H116V122H114ZM138 123H140V122H138ZM197 123H198V122H197ZM81 124H82V122H81ZM83 124H84V123H83ZM120 124H121V123H120ZM154 124H156V123H154ZM157 124H158V123H157ZM157 124H156V125H157ZM166 124H168V122H166ZM179 124H180V126H179ZM194 124H195V123H194ZM198 124H199V123H198ZM203 124H202V125H203ZM209 124H210V122H209ZM212 124H214V122H212ZM78 125H79V124H78ZM87 125H89V124H86V126H87ZM192 125H193V124H192ZM200 125H201V124H200ZM202 125H201V126H202ZM205 125H206V124H205ZM91 126H92V125H91ZM91 126H90V127H91ZM98 126H99V125H98ZM104 126H106V124H105ZM116 126H118V123H117ZM133 126H134V125H133ZM142 126H143V124H142ZM153 126H155V125H153ZM164 126H165V125H164ZM164 126H163V127H164ZM176 126H177V127H176ZM193 126H194V127H195V126L197 127V124H195V125H193ZM201 126H200V127H201ZM208 126H209V125H208ZM210 126H211V125H210ZM214 126H215V125H214ZM80 127H83V128H81V129L83 130L85 126L83 125V126H80ZM80 127H77V128L80 129ZM93 127H94V124H93ZM93 127H91V128L93 129ZM109 127H112V125H111V126L109 125ZM135 127H136V126H135ZM135 127H133V128L131 127V128L134 129V130L137 128V129H136V132H137L138 130L140 131V129H138L139 126H137L136 128H135ZM140 127H141V126H140ZM194 127H191V126H190V123H189V128H188V129L186 128V130L184 129V130H185L184 132H187L190 128H193V129H191V130H194ZM219 127H220V125H219ZM219 127H218V128H219ZM77 128H75V129H77ZM95 128H97V127H95ZM98 128H99V127H98ZM100 128H103V127H101V125H100ZM100 128H99V129H100ZM104 128H105V127H104ZM104 128H103V129H104ZM112 128H113V127H112ZM114 128H115V127H114ZM131 128H130V129H131ZM164 128H166V126H165ZM167 128H168V127H167ZM203 128H204V127H203ZM211 128H212V127H211ZM218 128L215 127V129H218ZM45 129H46V128H45ZM48 129H49V132H52V131H50V128H48ZM55 129H56V128H55ZM58 129H59V128H58ZM85 129H87V127H86ZM92 129H91V130H92ZM110 129H111V128H110ZM118 129H119V128H118ZM120 129H121V131H122V126H121ZM120 129H119V130H120ZM201 129H202V128H201ZM207 129H209V127H208ZM215 129H214V130H215ZM51 130H52V128H51ZM56 130H57V129H56ZM61 130H62V129H61ZM61 130H58V131H61ZM82 130H80V131H82ZM87 130H90V129H87ZM94 130H95V129H94ZM101 130H102V129H100L99 131H101ZM105 130H106V129H105ZM108 130H109V129H108ZM112 130H114V129H112ZM115 130H116V129H115ZM115 130H114V131H115ZM134 130H133V131H134ZM141 130H142V129H141ZM167 130H168V129H167ZM167 130H166V131H167ZM171 130H168V131L171 132ZM191 130H190V131H191ZM197 130H198V129H197ZM210 130H211V129H210ZM214 130H213V129L211 130V131H213V134H214ZM63 131H64V130H63ZM77 131H78V130H75V132H77ZM83 131H84V130H83ZM85 131H86V130H85ZM102 131H103V130H102ZM114 131H113V132H114ZM116 131H117V130H116ZM163 131H164V133H165V130H163ZM176 131H177V132H176ZM200 131H201V130H200ZM216 131H217V130H215V132H216ZM218 131H219V130H218ZM42 132H43V131H42ZM45 132H46V131H45ZM49 132H48V133H49ZM86 132H87V134H88V132H90V131H86ZM86 132H85V133H86ZM117 132H118V131H117ZM119 132H120V131H119ZM119 132H118V135H120ZM129 132H130V130H129ZM129 132H128V133H129ZM131 132H132V131H131ZM173 132H172V134H173ZM193 132H194V131H193ZM197 132H198V131H197ZM40 133H41V131H40ZM43 133H44V132H43ZM46 133H47V132H46ZM46 133H45V134H46ZM54 133H55V132H54ZM79 133H81V132H79ZM90 133H91V132H90ZM90 133H89V134H90ZM98 133H99V132H98ZM105 133H106V132H105ZM128 133L126 132L127 135H128ZM139 133H140V132H139ZM187 133H188V132H187ZM194 133H195V132H194ZM211 133H212V132H211ZM220 133H222V132L220 131ZM45 134H44V135H45ZM62 134H63V133L61 132V134H60L61 137H62ZM94 134H95V133H94ZM96 134H97V133H96ZM122 134H123V133H122ZM129 134H130V133H129ZM169 134H170V133H169ZM172 134H171V135H172ZM192 134H193V133H192ZM208 134H209V133H208ZM213 134H210V135H213ZM222 134H223V133H222ZM19 135H20V134H19ZM32 135H33V134H32ZM41 135H43V134L41 133ZM41 135L39 134V136H41ZM48 135H49V134H48ZM56 135H57V134H56ZM58 135H59V134H58ZM68 135H69V134H68ZM71 135H72V134H71ZM75 135H76V134H75ZM81 135H83V134H81ZM91 135H92V134H91ZM91 135H90V136H91ZM104 135H105V134H104ZM108 135H110L109 132H108ZM113 135H116V132H114ZM118 135H117V136H118ZM131 135H132V133H131ZM131 135H130V136H131ZM139 135H141V133H140ZM165 135L168 136V133L166 132ZM182 135H184V134H182ZM214 135H215V134H214ZM217 135H221V134H216V136H217ZM16 136L18 137V134H17ZM53 136H54V135H53ZM86 136L88 137V135H86ZM93 136H94V135H93ZM97 136H98V135H96V137H94V138H97ZM105 136H106V135H105ZM105 136H104V137H105ZM110 136H112V135H110ZM117 136H116V137H117ZM121 136H122V135H121ZM123 136H124V135H123ZM123 136H122V137H123ZM130 136H129V142L132 140L131 143H133V142L136 143L135 141H133L134 139L130 138ZM136 136H138V135L136 134ZM136 136H135V137H136ZM150 136H151V135H150ZM161 136H162V135H161ZM167 136H166V137H167ZM169 136H170V135H169ZM184 136H185V135H184ZM184 136H183V137H184ZM208 136H209V135H208ZM208 136H207V137H208ZM221 136H222V135H221ZM17 137H15L16 140H17ZM36 137H37V136H36ZM45 137H46V136H44V138L41 139L42 142H43L44 139L48 138V136H47L46 138H45ZM65 137H66V135H65ZM65 137H64V138H65ZM82 137H83V136H82ZM102 137H103V135H102ZM112 137H113V136H112ZM118 137H119V136H118ZM133 137H134V136H133ZM153 137H154V136H153ZM162 137L164 138L165 136L163 135ZM170 137H171V136H170ZM199 137H200V135H199ZM27 138H28V136H27ZM40 138H42V137H40ZM55 138H56V137H55ZM58 138H59V137H58ZM67 138L69 139L70 136L67 137ZM72 138H73V137H72ZM72 138H71V139H72ZM76 138H77V137H76ZM76 138H75V139H76ZM89 138H90V137H89ZM91 138H92V136H91ZM99 138H101V136H99ZM123 138H124V137H123ZM125 138H126V137H125ZM125 138H124V139H125ZM155 138H156V137H155ZM168 138H169V137H168ZM201 138H202V137H201ZM205 138H206V137H205ZM216 138H217V137H216ZM25 139H26V137H25ZM62 139H63V138H62ZM77 139L79 140L80 138H77ZM81 139H82V138H81ZM110 139H111V138H110ZM115 139H116V138L114 137V140H115ZM126 139H127V138H126ZM135 139H136V138H135ZM138 139H139V138H138ZM156 139H157V138H156ZM198 139H199V138H198ZM213 139H214V138H213ZM18 140H19V139H18ZM51 140H52V138H51ZM53 140H54V139H53ZM58 140H60V138H59ZM58 140H57V141H58ZM63 140H64V139H63ZM65 140H66V139H65ZM65 140H64V144L67 143V142H65ZM78 140H77V141H78ZM88 140H89V139H87L86 142H87ZM105 140H106V139H105ZM116 140H117V139H116ZM151 140H152V139H151ZM157 140H158V142H159V139H157ZM168 140H169V139H168ZM206 140H207V139H206ZM210 140H212V139H210ZM23 141H24V140H23ZM28 141H29V140H28ZM49 141H50V139H49ZM69 141H70V139H69ZM69 141H68V143H69ZM77 141H76V142H77ZM81 141H82V140H81ZM93 141H94V140H93ZM96 141H97V140H96ZM101 141H102V140H101ZM118 141H119V140H118ZM123 141H124V140H123ZM123 141L121 140V143H120L122 146H123V144H124ZM125 141H127V143H129V142H128V139L125 140ZM147 141H148V140H147ZM149 141H150V139H149ZM149 141H148V142H149ZM154 141L157 142L155 139H154ZM154 141L152 140L153 144L155 143ZM163 141H164V140H163ZM163 141H162V142H163ZM165 141H166V139H165ZM196 141H197V140H196ZM17 142H18V141H17ZM20 142H21V141H20ZM51 142H52V141H50V144H51ZM53 142H54V141H53ZM55 142H56V141H55ZM58 142H59V141H58ZM70 142H71V141H70ZM86 142H85V138H84V143L86 144ZM90 142H91V141H90ZM97 142H99V140H98ZM103 142H104V139H103ZM122 142H123V144H122ZM160 142H161V141H160ZM169 142H170V140H169ZM44 143H45V142H44ZM68 143H67V144H68ZM77 143H78V142H77ZM84 143H83V144H84ZM99 143H100V142H99ZM109 143L112 144L113 142H109ZM127 143H125V145H127ZM131 143H129V144H131ZM149 143H150V142H149ZM149 143H148V144H149ZM164 143H165V142H164ZM167 143H168V141H167ZM47 144H48V143H47ZM50 144H49V145H50ZM57 144H62V143H57ZM57 144H55V145H57ZM67 144H66V147H67ZM71 144H72V143H71ZM71 144H70V147H71ZM87 144H89V143H87ZM91 144H92V143H90V145H91ZM93 144H94V142H93ZM95 144H96V145H95L94 147L97 146V143H95ZM100 144H101V143H100ZM106 144H108V142H106ZM114 144H116V143H114ZM114 144H113V145H114ZM148 144H147V146H148ZM150 144H151V143H150ZM162 144H163V143H162ZM162 144H161V143H159V144H156V143H155L154 145H157V146H158L157 148H159V147H160L159 145H161V147H162ZM8 145H9V144H8ZM39 145H41V144H39ZM43 145H44V144H43ZM49 145H48V146H49ZM51 145H52V144H51ZM55 145H54V146H55ZM72 145H75V143L72 144ZM118 145H119V144H118ZM118 145H116V146H115V145L112 146V147H115V149H112V150H110V149L112 148L111 146H110V148H109L108 146H106V147L109 148V150H108V153H109V154L106 155V156H109L110 154H112V156H111V157L109 156L110 159H109V157H104V159L106 158L107 160L105 159V161H103V163H102V160H101L100 163H102V164H100V167H99L98 170H97V172H98V173H97L98 176L96 177V176L94 175V176L96 177V180H95V177H93V179H92V181L95 180L94 182H92V181L89 182V180L87 179L88 182L90 183V184H89V183H86V184L89 185V186H86V187H88V189H91V190L93 191V188H95V187H94L95 185L98 186V185H99L98 183H100V182L103 184V183H104V182H102L103 180H104V181H108L109 178H110L111 176H113V174H114V173L112 174V172H113L112 170H113V169H111L110 167H112V166H111V165H112V161H113L114 159H116V158H114V156H115V154H116L117 152H119L120 149H123V150H124V148H122V147L119 149ZM168 145H169V144H168ZM41 146H42V145H41ZM45 146H46V145H45ZM64 146H65V145H64ZM78 146H79V145H78ZM86 146H87V145H86ZM98 146H99V145H98ZM98 146H97V147H98ZM103 146H105V144H104ZM103 146H102V147H103ZM119 146H120V145H119ZM128 146H129V145H128ZM131 146H134V145L131 144ZM149 146H151V145H149ZM170 146H171V145H170ZM5 147H6V148H5ZM24 147H25V146H24ZM36 147H37V146H36ZM51 147H52V146H51ZM61 147H62V146H61ZM70 147H69V152H70V150L72 151V149H70ZM82 147H83V146H82ZM106 147H105V148H106ZM124 147H125V146H124ZM153 147H154V146H153ZM155 147H156V146H155ZM163 147H164V146H163ZM10 148H12V146H11ZM39 148H40V147H39ZM44 148H45V149H47V148L49 149V147H47V148L44 147ZM52 148H53V147H52ZM55 148H56V147H55ZM80 148H81V147H80ZM103 148H104V147H103ZM108 148H106V149H108ZM128 148H129V147H128ZM137 148H138V147H137ZM148 148H149V147H148ZM19 149H20V150H19ZM37 149H38V148H37ZM45 149H44V150H45ZM66 149L68 150V148H66ZM74 149H75V148H74ZM82 149H83V148H82ZM84 149H85V148H84ZM90 149L93 150V151H92L93 153L91 152V155L94 154V152H99V151H100L98 148H96L98 151H96V150L94 151L95 148L92 149L91 146H90ZM125 149H126V147H125ZM129 149H130V148H129ZM129 149H127V152H128ZM131 149H132V148H131ZM151 149H152V148H151ZM159 149H160V148H159ZM159 149H158V150H159ZM40 150H42V149H40ZM51 150H52V149H51ZM53 150H54V149H53ZM55 150L57 151V149H55ZM59 150H60V149H59ZM64 150H65V149H64ZM64 150H61L60 152L62 153V151H64ZM101 150H102V148H101ZM138 150H139V149H138ZM156 150H157V149H156ZM160 150H161V149H160ZM86 151H90V150H87V148H86ZM116 151H117V152H116ZM120 151H121V150H120ZM124 151H125V150H124ZM37 152H38V151H37ZM41 152H42V151H41ZM66 152H67V151H66ZM83 152H84V151H83ZM101 152H103V151H101ZM104 152H105V150H104ZM121 152H122V151H121ZM127 152H126V153H127ZM129 152H130V151H129ZM129 152H128V153H129ZM133 152L135 153V150H134ZM138 152H139V151H138ZM152 152H153V151H152ZM154 152H155V151H154ZM15 153H14V154H15ZM34 153H36V151H35ZM43 153H44V152H43ZM45 153H47V152L45 151ZM49 153H50V152H49ZM51 153H52V152H51ZM57 153H58V152H57ZM61 153H59L58 155L60 156ZM72 153H73V151H72ZM81 153H82V152H81ZM81 153H80V154H81ZM84 153H85V152H84ZM12 154H13V153H12ZM37 154H41V153L39 152V153H37ZM55 154H56V153H55ZM62 154H63V153H62ZM62 154H61V155H62ZM76 154H77V152H76ZM96 154H97V153H96ZM102 154H103V153H102ZM102 154H99V157H101L100 155H102ZM105 154H106V153H105ZM105 154H104V156H105ZM118 154H119V153H118ZM118 154L116 155V157H117V156H120V155H118ZM20 155H21V154H20ZM33 155H34V154H33ZM42 155H44V154H42ZM64 155H65V154H64ZM86 155L89 157L90 154H86ZM94 155H95V154H94ZM122 155H124V153H123ZM128 155H129V154H128ZM138 155H139V154H138ZM34 156H35V155H34ZM52 156H55V155L52 154ZM71 156H72V154H71ZM82 156H83V155H82ZM96 156H97V155H96ZM96 156H94V159H95V158L97 159ZM126 156H127V154H126ZM126 156H125V157H126ZM131 156H132V155H130V157H131ZM135 156H137V155H135ZM16 157H18V158L16 159ZM22 157H23V155H22ZM39 157H40V156H39ZM46 157H47V156H46ZM46 157L43 156V158H46ZM63 157H64V156H63ZM66 157H67V156H66ZM83 157H84V156H83ZM83 157H80V158H83ZM99 157H98V158H99ZM122 157H123V156H122ZM33 158H34V157H33ZM33 158H31V159H33ZM36 158H38V157H36ZM48 158H49L50 160L52 159L50 156H49ZM55 158H56V157H55ZM55 158H54V159H55ZM60 158H61V157H59V159L57 158V160H60ZM68 158H69V157H68ZM68 158H67V161H68ZM72 158H73V157H72ZM85 158H86V157H85ZM89 158H90V160H92V159H93V156H92V158H91V157H89ZM89 158H88V162H89ZM120 158H121V156H120ZM127 158H129V157H127ZM127 158H125V160H126ZM133 158H134V156H133ZM135 158H136V157H135ZM24 159H25V158H22V161H23ZM39 159H40V158H39ZM62 159H63V158H62ZM64 159H65V158H64ZM74 159H75V158H74ZM77 159H79V158L77 157ZM86 159H87V158H86ZM99 159H100V158H99ZM99 159H98V161L96 160L98 163H99ZM102 159H103V156H102ZM123 159H124V158H123ZM123 159H121V160H123ZM29 160H30V158H29ZM34 160H35V159H34ZM41 160H42V157H41ZM46 160H47V158H46ZM50 160H49V163H50ZM57 160L55 159L54 161H56V163H60V161L58 162ZM117 160H120V159H117ZM125 160H123V161H125ZM128 160H129V159H128ZM15 161L12 160V162H14V163H15ZM22 161H21L20 163H22ZM67 161H65V162H67ZM74 161H76V160H74ZM79 161H80V160H79ZM79 161H78V162H79ZM82 161H84V160H82ZM82 161H81V163H82ZM86 161H87V160H85V163H86ZM92 161L95 163L94 160H92ZM92 161H90L91 164H92ZM114 161H115V160H114ZM131 161H132V160H131ZM159 161H160V160H159ZM25 162H26V161H25ZM25 162H24V163H25ZM88 162H87L86 164H88ZM117 162H118V161H117ZM117 162L113 164L114 167H115V164H117ZM127 162H128V161H126L125 164H124V163L121 164V166L127 165V167H129V166H128V163H129V162H128V163H127ZM138 162H139V161H138ZM138 162L136 161L137 164H138ZM155 162H156V161H155ZM155 162H154V163H155ZM70 163H71V162H70ZM70 163H69V164H70ZM74 163H75V162H74ZM119 163H122V162L119 161V162H118V165H119ZM126 163H127V164H126ZM133 163H134V161H133ZM30 164H32V163H31V160H30ZM67 164H68V163H67ZM71 164H72V163H71ZM75 164H76V163H75ZM77 164H78V163H77ZM91 164H88V165H87V167H88V171H89V168H91V170H93L92 167H89ZM137 164H135V165H137ZM151 164H152V163H151ZM159 164H160V166H161V162H160ZM159 164L157 163L158 166H159ZM51 165H52V164H51ZM58 165H57V166H58ZM79 165H80V163H79ZM98 165H99V164H98ZM129 165H131V164H129ZM25 166H26V164H25ZM53 166H54V165H53ZM53 166H52V167H53ZM55 166H56V165H55ZM72 166H73V164H72ZM81 166H82V165H81ZM93 166H94V165H93ZM133 166H134V165H133ZM150 166H151V165H150ZM67 167H68V166H67ZM74 167H76V166H74ZM74 167H73V168H74ZM85 167H86V166H85ZM85 167H84V168H85ZM116 167H117V169L119 168V166H116ZM138 167H139V166H138ZM153 167H154V166L152 165L151 168H153ZM12 168H13V169L16 168V169H15V170H12ZM54 168H57V167H54ZM54 168H53V169H54ZM68 168H69V167H68ZM70 168H71V166H70ZM70 168H69V169H70ZM76 168H77V167H76ZM76 168H75V169H76ZM112 168H113V167H112ZM122 168L125 169L126 167H122ZM134 168H136V167H134ZM148 168H149V167H148ZM154 168H155V167H154ZM25 169H26L27 171H26ZM69 169H68V170H69ZM77 169H78V168H77ZM85 169H86V168H85ZM117 169H116V170H117ZM136 169H137V168H136ZM157 169H158V168H157ZM21 170H20V171H21ZM24 170H25V171H24ZM54 170H55V169H54ZM71 170H74V169H71ZM81 170H83V169L81 168L80 171H81ZM86 170H87V169H86ZM95 170H96V169H95ZM118 170H119V169H118ZM127 170H128V169H127ZM127 170H125V171H127ZM150 170H151V169H150ZM150 170H148V172H147V171H146V172L149 173V172H151ZM64 171H65V170H64ZM111 171H112V172H111ZM122 171H123V169H122ZM125 171H124V172H125ZM130 171H131V170H130ZM132 171H135V170H132ZM12 172H15L16 174H15V173H12ZM77 172H78V171H77ZM93 172H94V171H93ZM110 172H111L112 175L110 174ZM117 172H118V171H117ZM119 172H121V171H119ZM128 172H129V171H127V174H130V173H128ZM137 172H138V171H137ZM137 172H136V173H137ZM48 173H49V175H48ZM67 173H68V172H67ZM67 173H65V174H67ZM70 173H71V171H70ZM72 173H73V172H72ZM78 173H79V172H78ZM95 173H96V172H95ZM133 173H134V172H133ZM13 174H14L15 176H14ZM80 174H81V173H80ZM82 174H84V173H82ZM82 174H81V175H82ZM97 174H96V175H97ZM115 174H117V173H115ZM127 174L125 175L126 177H127ZM152 174H153V173H152ZM12 175H13V176H12ZM46 175H48L49 178H48ZM67 175H69V174H67ZM72 175H73V174H72ZM74 175H75V172H74ZM76 175H78V174H76ZM87 175H88L89 178L92 177V175L89 176L88 173L86 174V176H85V175H84V176L87 177ZM109 175H111V176H109ZM118 175H120V174H117V176H116V175H115V176L118 177ZM122 175H123V172H122ZM122 175H121V176H122ZM136 175H137V174H136ZM84 176H83V177H84ZM108 176H109V177H108ZM121 176H120V178H122ZM129 176H131V174H130ZM61 177H62V178H61ZM65 177H66V175H65ZM65 177H64V179H65V181H66L67 179H66ZM68 177H69V176H68ZM68 177H67V178H68ZM83 177L81 176L82 179H83ZM88 177H87V178H88ZM131 177H132V176H131ZM45 178H47V179H45ZM81 178H80V179H81ZM106 178H108V180H106ZM120 178H119V179H120ZM69 179L71 180V177H70ZM75 179L77 180L78 177L76 178V176H75ZM82 179H81V180H82ZM112 179H113V178H111L110 180L113 182L115 179H114V180H112ZM123 179H124V178H123ZM125 179H126V178H125ZM125 179H124V182H125ZM135 179H136V178H134V180H135ZM84 180H85V178H84ZM84 180H82V181H83V182H86V180H85V181H84ZM130 180H131V179H130ZM130 180H128V181H130ZM67 181H69V180H67ZM73 181H74V179H73ZM111 181H109V183H110ZM117 181H118V180H117ZM122 181H123V180H122ZM79 182H80V181H79ZM91 182H92V183H91ZM112 182H111V183H112ZM118 182H120V181H118ZM118 182H114V185H115L116 183L118 184ZM68 183H69V182H68ZM101 183H100V185H102ZM121 183H123V182H120V184H121ZM131 183H132V182H131ZM77 184H78V183H77ZM81 184H82V183H81ZM81 184L79 183V186H80ZM117 184H116V185H117ZM120 184H118V185L120 186ZM67 185L69 186V184H67ZM83 185H84V184H83ZM104 185L106 186V183H105ZM108 185H111V184H108ZM112 185H113V184H112ZM125 185L127 186L128 184H125ZM81 186H82V185H81ZM123 186H124V185H123ZM66 187H67V186H66ZM70 187H71V185H70ZM99 187H100V186H99ZM101 187H102V186H101ZM111 187H112V186H111ZM113 187H115V186H113ZM128 187H129V186H128ZM128 187H127V189H128ZM131 187H132V186H131ZM134 187H135V186H134ZM96 188H97V187H96ZM109 188H110V187H109ZM115 188H116V187H115ZM117 188H118V186H117ZM117 188H116V189H117ZM59 189H60V188H59ZM63 189H64V188H63ZM81 189H82V187H81ZM81 189H80V190H81ZM88 189H87V190H88ZM98 189H99V188H98ZM98 189H97V190H98ZM106 189H108V187H106ZM116 189H115V190H116ZM118 189H119V188H118ZM120 189H121V188H120ZM127 189H126V190H127ZM130 189H131V188H130ZM130 189H129V190H130ZM67 190H68V189H67ZM83 190H85V187H84ZM102 190H103V189H102ZM122 190H123V188H122ZM132 190H133V189H132ZM108 191H111V190H106V192H108ZM113 191H114V189L112 190V193H113ZM119 191H120V190H119ZM69 192H70V191H69ZM82 192H84V191H82ZM89 192H91V191L89 190ZM89 192H88V193H89ZM93 192H96V189H95V191H93ZM99 192H100V190H99ZM101 192H102V191H101ZM101 192H100V193H101ZM106 192H105L104 195H108V193H106ZM125 192H126V191H125ZM130 192H131V191H130ZM135 192H136V191H134V193H135ZM109 193H110V192H109ZM116 193H117V191H116ZM119 193H120V192H119ZM121 193H124V191L121 192ZM127 193H128V192H127ZM131 193H132V192H131ZM131 193H130V194H131ZM134 193H133V194H134ZM59 194H60V193H59ZM65 194H66V193H65ZM80 194L82 195V193H80ZM98 194H99V193H98ZM133 194H132V195H133ZM91 195H93V194H91ZM91 195H90V196H91ZM96 195H97V194H96ZM99 195H100V194H99ZM109 195H111V193H110ZM135 195H137V194H135ZM83 196H84V194H83ZM83 196H82V197H83ZM88 196H89V195H88ZM88 196H87V197H88ZM97 196H98V195H97ZM102 196H103V195H102ZM118 196H119V194H118ZM118 196H116V197H118ZM123 196H125V195H123ZM133 196H134V195H133ZM58 197H59V196H58ZM61 197H62V196H61ZM67 197H68V196H67ZM77 197H78V196H77ZM93 197H94V196H93ZM93 197H92V198H93ZM116 197H115V198H116ZM120 197H121V196H120ZM125 197H126V196H125ZM90 198H91V197H90ZM90 198H89V199H90ZM96 198H97V197H95V199H96ZM98 198H101V197H98ZM106 198H108V197H106ZM109 198H110V196H109ZM112 198H113V197H111V199H112ZM60 199H61V198H60ZM82 199H84V197L81 198V200H82ZM85 199H86V198H85ZM85 199H84V200H85ZM89 199L87 198V200H89ZM93 199H94V198H93ZM111 199H110V202H112ZM136 199H138V197H137V198L134 197V199H132V200L134 201V200H136ZM48 200H49V203H51V204H49V203L46 202V201H48ZM58 200H59V198H58ZM62 200H63V199H61V201H62ZM76 200H77V199H76ZM87 200H85V202H86ZM130 200H131V198H130ZM68 201H69V197H68ZM95 201H96V200H95ZM101 201H103V198L101 199ZM101 201H99L100 204H101ZM114 201H116V200H114ZM128 201H129V200H128ZM59 202H60V201H59ZM77 202H79V201H77ZM81 202H82V201H81ZM83 202H84V201H83ZM87 202H89V204L91 203L90 201H87ZM87 202H86L85 204H87ZM93 202H94V200H93ZM99 202H98L97 204H99ZM129 202H130V201H129ZM134 202H135V201H134ZM136 202H137V201H136ZM136 202H135V204H136ZM45 203L48 204V207L45 205ZM62 203H63V202H61L60 204H62ZM94 203H95V202H94ZM94 203H93V204H94ZM103 203H104V201H103ZM103 203H102V204H103ZM131 203H133V202L131 201ZM64 204H65V203H64ZM80 204H81V203H80ZM80 204H78V205H80ZM83 204H84V203H83ZM85 204H84V205H85ZM100 204H99V205H100ZM105 204H106V203H105ZM108 204H109V203H108ZM108 204H106V205H108ZM116 204H117V207H118L119 204H120V200H119V199L117 200V203H116ZM123 204H124V203H123ZM135 204H134V205L132 204V206L136 207ZM62 205H63V204H62ZM94 205H96V204H94ZM94 205H93V207H94ZM110 205H111V204H110ZM130 205H131V204H130ZM80 206H81V205H80ZM87 206H88V205H87ZM103 206H104V205H103ZM103 206H100V207H103ZM115 206H116V205H115ZM75 207H76V206H75ZM78 207H79V206H78ZM83 207H84V206H83ZM83 207H82V208H83ZM88 207H89V206H88ZM90 207H91V206H90ZM90 207H89V208H90ZM93 207H92V208H93ZM97 207H99V206H97ZM110 207H111V206H110ZM112 207H113V206H112ZM47 208L50 209V211L48 210V214L46 213V212H47ZM65 208H66V206H65ZM72 208H73V207H72ZM72 208H70V209H72ZM85 208H87V207H84V210H85ZM104 208H105V207H104ZM114 208L117 209V212H118L119 208H116V207H114ZM76 209H77V208H76ZM80 209H81V207L79 208V210H80ZM90 209H91V208H90ZM110 209H111V208H110ZM131 209H132V208H131ZM135 209H136V208H135ZM137 209H138V207H137ZM137 209H136V210H137ZM66 210H67V209H66ZM66 210H64V211H66ZM94 210H97V208L94 209ZM102 210H105V209L102 208ZM120 210H121V207H120ZM120 210H119V211H120ZM132 210H133V209H132ZM132 210H131V211H132ZM71 211H72V210H71ZM71 211H70V212H71ZM74 211H75V210H74ZM82 211H83V210H82ZM82 211H81V212H82ZM89 211H90V210H89ZM89 211L87 210V213H89ZM92 211H93V209H92ZM99 211H101V210H99ZM106 211H108V208H106ZM121 211H124V210H121ZM129 211H130V210H129ZM137 211H138V210H137ZM137 211H136V212H137ZM76 212H77V211H76ZM90 212H91V211H90ZM93 212H94V211H93ZM97 212H98V210H97ZM97 212H95V213H97ZM112 212H114V211L112 210ZM115 212H116V211H115ZM78 213H80V212H78ZM83 213H84V212H83ZM83 213H82V214H83ZM87 213H86V210H85V214H86L85 216H87ZM106 213H108V212H106ZM130 213H131V212H130ZM132 213H133V211H132ZM72 214L74 215L75 213H72ZM72 214H70V215H72ZM91 214H92V213H91ZM101 214H103V213L101 212ZM108 214H109V213H108ZM111 214L113 215V213H111ZM133 214L135 215L136 213H133ZM62 215H63V213H62ZM67 215H69V213L67 214V212H66V217H65V218L68 217ZM77 215H78V214H77ZM95 215H96V214H95ZM95 215L93 214V218L95 217ZM105 215H106V214L104 213V216H105ZM114 215H115V214H114ZM114 215H113V216H114ZM124 215H125V211H124L123 217H124ZM126 215H128V214H126ZM64 216H65V215H64ZM64 216H63V217H64ZM74 216H75V215H74ZM98 216H99V215H98ZM104 216H103V219H101V220H104V218H105L106 216H108V215H106L105 217H104ZM110 216H111V215H109V217H110ZM115 216H116V215H115ZM117 216H118V215H117ZM119 216H120V214H119ZM121 216H122V215H121ZM121 216H120L119 219L122 218ZM130 216H131V215H130ZM130 216H129V217H130ZM59 217H61V215H60ZM70 217H71V216H70ZM75 217H76V216H75ZM82 217H84V216H82ZM100 217H101V216H100ZM57 218H58V217H57ZM57 218H56V220H57ZM65 218H64V219H65ZM72 218H73V216H72ZM87 218H89V216L86 217V221H87ZM101 218H102V217H101ZM115 218H116V217H115ZM126 218H127V217H126ZM126 218H125V219H126ZM134 218H135V217H134ZM64 219H63V220H64ZM95 219H96V218H95ZM98 219H99V218H98ZM128 219H129V218H128ZM132 219H133V218H132ZM56 220H55V221H56ZM58 220H59V219H58ZM63 220H62V221H63ZM65 220H66V219H65ZM65 220H64V222L67 221V220H66V221H65ZM68 220H69V219H68ZM90 220H91V219H90ZM93 220H94V219H93ZM101 220L99 219V224H98V225H100V223H101L100 221H101ZM111 220L113 221V219H111ZM115 220H116V219H115ZM115 220H114V222H115ZM122 220H123V218L121 219V221H122ZM133 220H134V219H133ZM59 221H61V220H59ZM59 221H56V222L59 223ZM84 221H85V220H84ZM84 221H82V222H84ZM97 221H98V220H97ZM104 221H105V220H104ZM109 221H110V220H109ZM112 221H110V223H112ZM117 221H118V219H117ZM117 221H116V222H117ZM119 221H120V220H119ZM121 221H120V222H121ZM130 221H131V217H130ZM136 221H137V220H136ZM68 222H69V221H68ZM88 222H89V221H88ZM122 222H123V221H122ZM125 222H126V220H125ZM131 222H132V221H131ZM131 222H130V223H131ZM134 222H135V221H134ZM60 223H61V222H60ZM72 223H73V222H72ZM90 223H91V221H90ZM93 223H94V221H93ZM97 223H98V222H96V224H97ZM127 223H129V222H127ZM130 223H129V224H130ZM135 223L137 224V222H135ZM135 223H134V224H135ZM61 224H62V223H61ZM84 224H86V223H84ZM87 224H88V223H87ZM102 224H103V223H102ZM115 224H116V223H115ZM115 224H112V225H115ZM119 224H120V223H118V225H119ZM58 225H59V224H58ZM68 225H69V223H68ZM70 225H71V224H70ZM70 225H69V226H70ZM75 225H76V224H75ZM91 225H92V224H91ZM91 225H90V227H91ZM116 225H117V224H116ZM125 225H126V223H125ZM52 226H53V224H52ZM56 226H57V224H56ZM59 226H60V225H59ZM61 226H62V225H61ZM69 226H68V228H69ZM80 226H81V225H80ZM80 226H79V227H80ZM85 226H86V225H85ZM94 226H95V225H94ZM94 226H93V227H94ZM108 226H109V224H108ZM136 226H137V225H136ZM53 227H54V226H53ZM66 227H67V226H66ZM66 227L63 226V228H66ZM101 227H102V226H101ZM105 227H106V225H105ZM109 227H110V226H109ZM121 227H122V226H121ZM123 227H125V226H124V223H123ZM126 227H127V225H126ZM134 227H135V226H133V229L135 230L136 228H134ZM54 228H55V227H54ZM68 228H67V229H68ZM98 228H100V227H98ZM127 228H128V227H127ZM130 228H131V227H130ZM67 229H66V230H67ZM83 229H84V228H83ZM83 229H82V230H83ZM86 229H87V228H86ZM86 229H85V230H86ZM93 229H94V228H93ZM105 229H106V228H105ZM108 229H109V228H108ZM125 229H126V228H125ZM137 229H138V230H137ZM137 229H136V232H137V231L139 232V228H138V227H137ZM85 230H83V231H85ZM88 230H89V227H88ZM94 230H96V229H94ZM98 230H99V229H98ZM100 230H101V229H100ZM119 230H120V229H119ZM119 230H118V231H119ZM130 230H132V229H130ZM134 230H133V231H134ZM64 231H65V230H64ZM83 231H82V232H83ZM91 231H92V230H91ZM112 231H113V230H112ZM114 231H115V230H114ZM121 231H122L121 234H123V233L125 234V232H127V231L123 232V230H121ZM85 232H86V231H85ZM85 232H84V233H85ZM99 232H100V235H99V238H98V239H101L102 237H103V238H107V237L110 238V237L112 236V235L109 236V234H107V233H106V236H105V233H104V232H103V234H102L101 231H99ZM108 232L110 233L111 231L109 230ZM128 232H129V233H128L129 235L132 233V231H131V233H130V231H128ZM138 232H137V233H138ZM162 232H164V231H162ZM80 233H81V231H80ZM80 233H78V234H80ZM86 233H87V232H86ZM111 233H112V232H111ZM118 233H119V232H118ZM118 233H117V234H118ZM134 233H135V232H134ZM134 233H132V234H134ZM137 233H136V234H137ZM101 234H102V235H101ZM114 234H115V233H114ZM117 234H115V235H117ZM121 234H120V236L122 237ZM124 234H123V235H124ZM128 234H127L126 236H129ZM73 235H74V234H73ZM73 235H72L71 237H73ZM80 235H81V234H80ZM84 235H85V234H84ZM90 235H91V234H90ZM103 235H104L105 237H104ZM115 235H113V236H115ZM134 235H135V234H134ZM179 235H180V234H179ZM76 236H78V235H76ZM76 236H75V238H77ZM94 236H95V235H94ZM94 236H93V237H94ZM117 236L120 237L119 235H117ZM130 236H131V235H130ZM137 236H138V235H136V237H137ZM62 237H63V236H62ZM83 237H84V236H83ZM83 237H82V238H83ZM93 237L91 238V239H92V242L95 241V240H97V239H95L97 236L94 237V238H93ZM115 237H116V236H115ZM118 237H117V238H118ZM82 238H81V241L84 240V239H82ZM88 238H89V237H88ZM103 238H102V239H103ZM109 238L103 240L104 242H106V246H105V243H102L103 246L108 247V244L110 245V243H111L110 241H113V240H109ZM122 238L125 239L126 237H122ZM122 238H121V239H122ZM130 238H131V237H130ZM132 238H134V237L132 236ZM60 239L62 240L63 238L60 237ZM60 239H59V241H60ZM72 239H73V238H72ZM115 239H116V238H115ZM121 239L118 238V240H121ZM76 240H77V239H76ZM85 240H88V239H85ZM105 240H106V241H105ZM118 240H117V241H118ZM126 240L128 241V237H127ZM129 240H130L132 243L134 242V241H132L133 239H132V240L129 239ZM50 241H51V242H50ZM89 241H90V238H89ZM89 241H87V242L89 243L88 245H90V244L92 243L91 241H90V242H89ZM97 241H98V240H97ZM115 241H116V240H115ZM130 241H129V242H130ZM54 242L57 243V241H54ZM74 242H76V241L74 240ZM77 242H79V239L77 240ZM84 242H85V241H84ZM99 242H101V241H99ZM119 242H122V240L119 241ZM123 242H125V240H124ZM131 242H130V246H131V244H132ZM135 242H136V241H135ZM135 242H134V243H135ZM50 243H51L52 245H51ZM80 243H81V242H80ZM134 243H133V244H134ZM136 243H137V242H136ZM42 244H43V245L45 244V246H43V247L41 248V245H42ZM48 244H49V245H48ZM54 244H55V243H54ZM64 244H65V243H64ZM82 244H83V243H82ZM84 244H85V243H84ZM93 244H95V243H93ZM96 244H97V243H96ZM99 244H100V243H99ZM113 244H114V245L116 244V246H115L116 248H117V246L119 245V244H117V243H115V242H114ZM120 244H121V243H120ZM123 244H125V243H122L121 245H123ZM127 244H129V243H127ZM127 244H126V245H127ZM50 245H51V246H50ZM65 245H66V244H65ZM111 245H112V244H111ZM111 245H110V246H111ZM114 245H113V246H114ZM135 245H136V244H135ZM55 246L57 247L58 244L55 245ZM70 246H71V245H70ZM70 246H69V249H70ZM79 246H80V245H79ZM93 246H94V245H93ZM100 246H101V244H100ZM113 246H112V249L115 248V247L113 248ZM124 246H125V245H124ZM124 246H119V248H121V247L123 248ZM127 246H128V248H129V245H127ZM51 247H52V248H51ZM83 247H85V246H83ZM83 247H82V249H83ZM89 247H90V246H89ZM89 247H88V248H89ZM132 247H133V246H131L130 249H131ZM50 248H51V250H49ZM91 248L93 249L94 247H91ZM98 248H99V246H98ZM101 248H102V247H101ZM101 248H100V250H101ZM133 248H135V247H133ZM54 249H55V247H54ZM58 249H59V247H58ZM94 249H95V248H94ZM94 249H93V250H94ZM110 249H111V247H110ZM112 249H111V250H112ZM130 249H128V250H130ZM59 250H60V249H59ZM108 250H109V247H108ZM108 250H106V252H105V250L103 249V251H104L105 253H108V254L111 253V250H110V252H108ZM114 250H116V249H114ZM114 250H113V251H114ZM119 250H120V249H119ZM119 250H118V251H119ZM121 250L123 251V249H121ZM121 250H120V251H121ZM124 250H125V247H124ZM54 251H56V250H54ZM75 251H77V250H75ZM75 251H74V252H75ZM80 251H82V250H80ZM83 251H84V249H83ZM118 251H116V253H118ZM88 252H89V251H88ZM88 252H87V253H88ZM96 252H97V251H96ZM123 252H124V251H123ZM125 252H126V250H125ZM56 253H57V252H56ZM60 253L62 254L61 251H60ZM60 253H59L57 256H59ZM80 253H81V255L83 254L82 252H80ZM87 253H86V254H87ZM93 253H94V252H93ZM93 253H92V254H93ZM105 253H104V254H105ZM78 254H79V253H78ZM84 254H85V253H84ZM84 254H83V255H84ZM108 254H106V255H108ZM114 254H115V253H114ZM52 255H53V254H52ZM62 255H64V254H62ZM62 255H61V258H62ZM90 255H91V254H90ZM94 255H95V254H94ZM115 255H116V254H115ZM120 255H123V253H121ZM120 255H119L118 258L122 257V256H120ZM55 256H56V254H55ZM55 256L53 257V260H54V258L57 257V256H56V257H55ZM72 256H73V255H72ZM77 256H78V255H77ZM87 256H89V253H88ZM101 256H102V255H100L99 258H100ZM110 256H111V255H110ZM110 256H109V257H110ZM112 256H113V255H112ZM124 256H125V253H124ZM11 257H12V256H11ZM15 257H16V256H15ZM18 257H19V256H18ZM59 257H60V256H59ZM79 257H81V256H79ZM92 257H93V256H92ZM96 257H97V255H96ZM105 257H108V256H105ZM105 257H104V258H105ZM30 258H31V257H30ZM50 258H51V257H49V259H50ZM61 258H60V259H61ZM72 258H74V257H72ZM75 258H76V257H75ZM83 258H84V256H83ZM85 258H86V256H85ZM94 258H95V257H94ZM104 258H103V259H104ZM110 258H111V257H110ZM115 258L117 259V257H115ZM115 258H113V259H115ZM122 258H123V257H122ZM122 258H121V261H122ZM124 258L127 259V255H126ZM46 259H47V261H46ZM56 259H57V258H56ZM78 259H79V258H78ZM81 259H82V258H81ZM88 259H90V258H88ZM100 259H101V258H100ZM103 259H102V260H103ZM20 260H21V258H20ZM76 260H77V258H76ZM76 260L74 261L75 264H76ZM86 260H87V259H86ZM95 260H96V259H94V261H95ZM105 260H106V259H105ZM105 260H103V261H105ZM108 260H109V259H108ZM123 260L126 262L125 259H123ZM18 261H19V260H18ZM49 261H50V260H49ZM61 261H62V259H61ZM61 261H60V262H61ZM91 261H92V260L90 259V262H91ZM109 261H110V260H109ZM111 261H113V260L111 259ZM117 261H118V260H117ZM117 261H116V262H117ZM121 261H118L119 263H117V264H120ZM124 261H122V263H123ZM20 262H21V261H20ZM45 262H44L43 264H45ZM51 262H52V260H51ZM56 262H57V260H56ZM77 262H78V261H77ZM81 262H82V261H81ZM84 262H85V261H84ZM97 262H98V260H97ZM99 262H102V261L99 260ZM99 262H98V263H99ZM114 262H115V260H114ZM114 262H113V263H114ZM22 263H23V262H22ZM25 263H26V262H25ZM47 263H48V262H47ZM49 263H50V262H49ZM57 263H59V261H58ZM61 263H62V262H61ZM61 263H60V264H61ZM87 263L89 264V262H87ZM98 263L95 262V264H98ZM102 263H104V262H102ZM102 263H99V264H102ZM50 264H51V263H50ZM68 264H69V263H68ZM70 264H71V263H70ZM72 264H73V263H72ZM92 264H93V263H92ZM106 264H108V263H106ZM109 264H110V262H109ZM114 264H116V263H114ZM124 264H125V263H124ZM126 264H127V263H126Z\"/></svg>",
    "mask_w": 264,
    "mask_h": 264
}]
</instances>
